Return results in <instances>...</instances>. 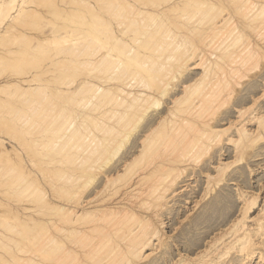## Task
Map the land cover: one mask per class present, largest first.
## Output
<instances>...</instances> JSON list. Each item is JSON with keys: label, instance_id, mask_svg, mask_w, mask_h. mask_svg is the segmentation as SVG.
<instances>
[{"label": "bare ground", "instance_id": "1", "mask_svg": "<svg viewBox=\"0 0 264 264\" xmlns=\"http://www.w3.org/2000/svg\"><path fill=\"white\" fill-rule=\"evenodd\" d=\"M9 0H0V19L2 18V15L7 13L5 12L6 10L4 9V6L6 5L5 3L8 2ZM14 1V0H13ZM22 2L24 0H21ZM44 1V0H43ZM45 1H48V0H45ZM63 1H66V0H63ZM78 1V7L80 10H85L84 7L86 8H89L91 5V10L89 9H86L88 11H92V13L96 12V9L92 8L94 5H98V8L101 7L102 9H104L103 11L105 12V14L101 15L100 14V17H97V15L99 16V14H96L95 16H92V17H89L87 18L83 13H85V11H83V13H78L76 14V21H72V23L70 24H64V25H61L60 24H57V26H55V29L56 27L60 28L63 33H69V37L71 39L72 37V44H70V39L67 41L69 44H70V47L69 48H65V49H62L61 50H58L57 49L59 48L60 49V46L62 45H65L64 43L62 44V41L59 42L60 44L57 45L58 47H53L57 52L56 54L53 53V55H56V57L54 58L53 61L57 60L56 63L58 61H60V65H61V62L64 61V59H67V56L70 55L69 58L67 60H71V63H73L71 65V63L69 64L68 61L64 62L63 64L66 65V63L68 64V66H73L74 69L72 67H70L69 69L74 70L76 76H80V75H84L85 77H81L80 79H78L76 83H74V81L72 79H69L71 80L72 82L69 81V83L65 82L63 86H50L48 84H44L43 82L44 81H47V82H51V77H49L51 80H49V78H37L35 77L33 74L32 77H20L18 74H16L17 76L16 77H10V76H5V77H1L0 78V94L2 93H5L4 95L7 97L10 98V100L13 99H20V104H18V106H21V105H24L23 108H18L17 106H15L13 108V106L11 105H8V106H11L9 107L11 110L6 109V111L3 109L4 112H1L0 110V128L1 126H7V130L9 129V131H19V132H23L24 130H27L29 131L30 129H32V126H36L37 124L36 123H39V119L40 121L42 122V120L44 121L46 118H47V113L49 111L50 113V110L49 107L47 110H44V114L43 115H40L42 113H39L40 111H37L38 108H46L47 104H50V100H47V98H49L48 94L50 92H53L52 94L55 96H60V98L62 96H66V94H76L78 92H80L82 90L83 93H78V95H82V96H78V98H75L74 96H72L73 98L70 99V95L67 96L68 97V100H70L69 102H71L72 104L70 105V109H69V115H68V119L65 123H66V126L65 127H62L63 125L60 124L62 127L61 130H68L67 134L69 136V138L72 136L73 138L76 136H73L74 133H75V130L73 131L72 129H77L76 130V133H78V136L82 137V134H84V137H85V134L87 133V136H86V139H82L80 141H82V144L84 145H87V155L85 156V153H82L84 156H81V152L80 154L76 153V159H73V163L71 166V170L73 171V175H68V173L65 174L68 175V177H71L72 179V176L75 177L73 179L74 182L77 181V179H81L84 175H87L85 176L86 177V180H85V184H87V180L88 181H91L93 179V176L94 174H91L90 172H92V170L97 167L96 163L98 162H101L103 161V157L101 154H112V156H115L119 153L120 151V147L122 146V144L124 143L125 139L128 138V136L130 135L129 134V131L131 130H135L136 126H138L139 123L142 124V130L144 131V129L146 130L145 134L142 136L141 140H140V154L138 156V158H134L132 159L131 161H135L140 163V167H139V170L135 171L137 173H134L136 174V180H134L132 183H131V187L134 185L137 186V183H140L142 182V180L146 179V178H149V179H154V186L153 188H151L150 186V189L151 190H156V192L154 193L153 191L149 190V193L151 195H154V198L152 199H155L156 203L157 204H160V201L162 202V198H163V192L166 191V189L168 188V186H171V184H173V182L175 181L176 178H179V176L182 174V172L184 171V164L185 163H188L189 162V158H185V156H187V153L191 154V156L198 154V156L195 155V160H196V157L197 158H200L201 155L203 154H206V153H209V151L212 149L213 146H216V145H220V135H222V133L224 134L225 132H227L229 130V126L232 125V124H235L234 122H230V124L226 125V127H221L222 129H218L217 128V125L222 122L223 120H227L228 117H230V113L231 111L229 112H223L222 114H219V113H216V111L218 110V108L220 106H222L220 104V100H223L224 99L222 98L221 99V95H222V92L224 91L223 89L226 90V88H223L225 86H229L234 84V85H241L242 83V80H244L245 78L248 79L250 77H241V75L243 74L242 72H239L238 75H240V77H236V71H238L239 69L237 68L239 64V66L243 67L245 66L246 64V68H247V64L250 62V63H254L255 62V66H251L252 68L256 67L257 63L256 61L258 60V57H260V59H264V0H148V4H147V1L146 0H117V5L116 4H112L115 0H76ZM131 1L135 2L136 4L138 3L139 4V8L136 7V5H134ZM150 1V2H149ZM152 1V2H151ZM12 2V1H11ZM10 2V3H11ZM69 2V1H68ZM75 2V1H74ZM72 2L71 0V4L74 3ZM116 2V1H115ZM114 2V3H115ZM13 3V2H12ZM46 3V2H45ZM70 3V2H69ZM76 3V2H75ZM95 3V4H94ZM31 4V3H30ZM8 5V4H7ZM39 5V4H38ZM113 5V6H112ZM115 5V7H114ZM126 5V6H125ZM129 5V6H128ZM10 6V4L8 5V7ZM122 6L124 8H122ZM134 7L135 10L137 9V12H136V16L134 18V21L132 20L131 23H133V26L136 25V28L137 27H143V33H141L140 31V34L137 38H134V37H129V39H126L125 38H122L121 36L124 35L125 33V30L124 29H118L117 31H115V29L113 28L114 26L112 25V18H116V17H122L120 16L124 9L126 7ZM121 7V9H120ZM5 8L7 9V7L5 6ZM11 8V7H10ZM20 8H22L20 6ZM118 8V9H117ZM9 9V8H8ZM18 9V8H17ZM93 9V10H92ZM133 9V8H132ZM131 9V10H132ZM23 10V9H22ZM28 10V9H27ZM75 10V9H74ZM100 10V9H99ZM130 10V9H129ZM193 10V11H192ZM20 11V10H19ZM76 11V12H77ZM134 11V10H133ZM195 11V12H194ZM5 12V13H4ZM18 12V11H17ZM27 12V11H26ZM74 12V13H76ZM103 12V13H104ZM126 12V11H125ZM128 12V11H127ZM131 12V11H130ZM184 12V16L186 17L187 15L190 16V14H192L190 17H184L183 14H179V13H183ZM187 12H190L187 13ZM195 13V16L199 17L198 21L196 22V19L197 17L195 18V16H193ZM67 13V12H66ZM99 13V12H97ZM117 16H116V14ZM129 13V12H128ZM186 13V14H185ZM18 14V13H17ZM26 14V13H25ZM51 14V13H50ZM78 14H81L82 17H80ZM8 15V14H7ZM11 15V14H10ZM24 15V13H23ZM87 15V14H86ZM115 15V16H114ZM182 15V16H181ZM198 15H202V16H198ZM5 16V15H4ZM20 16V14H19ZM18 16V17H19ZM88 16V15H87ZM179 16V17H178ZM11 17V16H9ZM17 17V18H18ZM21 17V16H20ZM95 17H97L98 19H94ZM118 17V18H119ZM126 17V16H125ZM180 18L181 19L184 17V21H181V20H175L176 18ZM6 18V17H4ZM21 18H24L21 17ZM81 18V19H80ZM83 18V20H82ZM124 18V17H123ZM177 18V19H178ZM188 18V19H187ZM195 18V19H194ZM202 18V19H200ZM78 19H80L78 21ZM117 19V18H116ZM133 19V18H132ZM187 19V20H186ZM191 19V21H190ZM194 19V20H193ZM4 19H2L1 22H3ZM17 20V19H16ZM82 20V21H81ZM114 20V19H113ZM201 20V21H200ZM115 21V20H114ZM194 21V23H193ZM13 23V22H12ZM116 23V27H120L122 25V23L120 22V20H116L115 21ZM193 23V25H192ZM17 24H19V22H17ZM48 24V23H47ZM171 24V26H174V25H178L180 26L181 28L183 29H186L185 32H180V31H175V30H171L169 27V25ZM173 24V25H172ZM23 25V24H22ZM21 25V26H22ZM50 25V24H49ZM55 25V24H54ZM59 25V26H58ZM127 25V24H126ZM129 25V24H128ZM132 25V24H131ZM51 26V25H50ZM177 26V27H178ZM163 27L167 28V29H170L166 32V30L164 31ZM176 27V28H177ZM11 27L7 25H2V27L0 26V43H3L5 44V47L7 45V43H9V41L7 40V37L6 35H8V33H10ZM71 29L70 31H68L69 29ZM73 28H75L73 30ZM125 28V26H124ZM162 28L163 31L162 32H166V34L164 35L161 31H159V29ZM175 28V29H176ZM180 28V29H181ZM68 29L67 31H64ZM104 29H107V34L108 36L104 37V34H103V31ZM126 29V28H125ZM145 29V30H144ZM178 29V28H177ZM49 30V29H48ZM60 30V31H61ZM127 30V29H126ZM137 30V29H136ZM179 30V29H178ZM228 33H226V35H228L230 32V34H232L233 36L228 37L224 36L222 37L218 42H216L217 44L213 47L212 45V49L209 50V52L205 50H203L202 48H198L196 45H195V41L194 39L190 38V33L193 35L197 34L198 35H195L197 36L198 38L201 36L205 38V35H208L209 38L211 35H218L220 34L222 31H226ZM37 31V30H36ZM50 31V30H49ZM57 30H51L48 34H46V36L44 37H40L41 39L45 40L46 41V38H48V43L47 41H43L44 44L46 43L48 46L46 48H49L50 47V50L52 51L51 49V46H52V43L56 44L58 43V41H60V37H57V35H55ZM132 31V30H131ZM130 31V32H131ZM161 32V34L163 35H159V32ZM195 31V34L193 33ZM47 32V31H46ZM136 32V31H135ZM197 32V33H196ZM234 32V33H233ZM59 34H62L61 32H58ZM119 33L118 36H116V34ZM124 33V34H122ZM155 33H157L159 36H155ZM225 33V32H224ZM103 34V36H102ZM133 34V33H132ZM200 34V35H199ZM26 35V34H25ZM66 36V34H64ZM121 35V36H120ZM27 36V35H26ZM30 36V35H29ZM194 36V38H195ZM207 36V38H208ZM213 36V37H214ZM222 36V35H221ZM22 37V36H21ZM88 37V38H86ZM196 37L195 40H198ZM212 37V38H213ZM84 38L85 41H84ZM110 38H115V43L112 42L110 46H107L106 44L108 42H110ZM211 38V39H212ZM24 39V38H23ZM28 39V38H27ZM32 39V38H30ZM28 39V40H30ZM38 39V38H37ZM192 39V40H191ZM200 39V38H199ZM214 39V38H213ZM19 40V39H18ZM215 40H217L215 38ZM23 41V40H22ZM32 41V40H30ZM42 41L39 43L37 42L36 45L40 44V47L41 49H46L44 48V45H42ZM74 41V42H73ZM194 41V42H193ZM25 42V41H24ZM203 42V40H202ZM14 43V42H13ZM67 43V44H68ZM2 44V45H3ZM22 44V43H21ZM20 44V45H21ZM27 45V43H25ZM54 44V45H55ZM68 44V46H69ZM24 45V43H23ZM25 45V46H26ZM29 45V44H28ZM209 45V44H208ZM242 45L244 46L243 48V51L242 50ZM107 46V47H106ZM210 46V45H209ZM208 46V47H209ZM5 47H1V49H4ZM36 47V46H34ZM33 47V48H34ZM39 45L36 47V50L40 51V49H38ZM206 47V46H205ZM241 47V49H240ZM197 48V49H196ZM53 49V51H54ZM240 49V50H239ZM104 50V51H102ZM7 51V50H6ZM14 51V50H12ZM25 51V50H24ZM18 52V51H17ZM22 52V51H21ZM41 52V51H40ZM43 52V51H42ZM50 52V51H49ZM102 52V53H101ZM197 55H200L199 57L196 55V57L199 58V64L202 68V74L203 75H200V76H203V77H199L198 75V78H194L195 80H193V82H191V84H185V86H183V88L181 89L182 93L180 96H177L175 97L174 95V98L172 97V100H170L171 104H169L170 106L169 107H165L164 110H159L157 111L156 114H151L150 111L153 109V108H158L160 103H161V99L166 95L167 93V90H169V85L176 79L180 78V77H176L178 75H182L181 73H183V71L181 70L183 68V65L186 64L187 61H189L192 57V56H195V53ZM7 53V52H6ZM27 53V52H26ZM51 53V52H50ZM21 54V53H20ZM19 54V55H20ZM9 55V54H8ZM17 55V54H16ZM22 55V54H21ZM82 55H86L83 59L80 58ZM234 55V60L235 61V64L233 65V61L229 62L227 61L229 64H231V68L229 65L226 64V61L225 59H227L229 57H231L232 59V56ZM25 57H27L26 55H24ZM47 56V57H46ZM45 58H51L52 54L49 55L48 57V52L46 54ZM10 57V56H9ZM21 57V56H20ZM83 57V56H82ZM237 57V58H236ZM195 58V57H194ZM219 58L220 62H222L223 60V63L222 64H226L227 65V70L228 71H221V75L220 77H209L208 73H211V70L210 68L208 67V64H210V62H212V60H214L212 63L215 64H219L217 62L216 59ZM49 59V60H50ZM107 59H109V61L112 59L113 61H111L109 64L108 67H106L105 69H103V67L101 69L98 70V67H100V64L102 63H106L107 64ZM230 59V60H231ZM254 59H256V61H254ZM15 60V58H14ZM18 60V59H17ZM23 60V59H22ZM36 60V59H35ZM41 60V59H39ZM216 60V61H215ZM254 61V62H251ZM30 61V60H29ZM34 61V60H33ZM44 61V60H43ZM82 61V62H81ZM239 61V62H238ZM246 61V62H245ZM242 62V63H240ZM259 62V61H258ZM12 63V61H11ZM38 63V62H37ZM52 63H55V62H52ZM50 62V64H52ZM57 63V64H59ZM77 63V65H76ZM81 63V64H80ZM13 64V63H12ZM11 64V65H12ZM22 64L21 63V66L22 67ZM28 64V63H27ZM36 64V63H35ZM34 64V66H35ZM55 64V65H57ZM61 65L60 68H61V71H63L65 68H68L67 66L65 67V65ZM7 65V64H6ZM5 65V66H6ZM10 65V66H11ZM17 65V64H16ZM29 65V64H28ZM49 65V64H48ZM54 64H52L53 66ZM79 65V67L77 68V66ZM197 65H198V62H197ZM203 65V66H202ZM9 66V65H8ZM32 66V65H31ZM47 66V65H46ZM64 66V67H62ZM105 66V64H104ZM167 66V68H166ZM169 66H171V70L169 69ZM199 66V65H198ZM249 66V65H248ZM16 66H12V68H14ZM33 67V66H32ZM30 67V68H32ZM220 67V66H219ZM28 68V67H27ZM57 68V67H56ZM64 68V69H62ZM165 68V69H164ZM187 68V67H186ZM200 68V69H201ZM222 68V67H221ZM229 68V69H228ZM19 69V68H18ZM76 69V70H75ZM171 71H169V70ZM238 69V70H237ZM249 69H251L249 67ZM248 69V70H249ZM27 70V69H26ZM164 71V76L160 75V72L162 73ZM219 70V69H217ZM241 70V69H240ZM239 70V71H240ZM246 70V69H245ZM244 70V71H245ZM3 71V70H2ZM5 71V70H4ZM11 71V70H10ZM17 71V69L15 70ZM13 71V72H15ZM59 71V70H58ZM247 71V70H246ZM12 72V71H11ZM20 72V70H19ZM22 72V70H21ZM25 72V70H24ZM53 72V70H52ZM65 72V71H64ZM169 72V73H168ZM217 72V71H216ZM16 73V72H15ZM18 73V71H17ZM23 73V72H22ZM43 73H47V70L43 71ZM42 73V74H43ZM49 73V72H48ZM170 74L169 76L170 77H166L168 76L167 75ZM213 73V72H212ZM232 73V74H231ZM235 73V75H234ZM242 73V74H241ZM3 74V73H2ZM28 74V72H27ZM26 74V75H27ZM188 74V73H187ZM216 74V73H215ZM15 75V74H14ZM21 75V74H20ZM25 75V74H24ZM186 75V73H185ZM213 75V74H212ZM237 75V76H238ZM208 76V77H206ZM215 76V75H214ZM217 76V75H216ZM244 76V74L242 75ZM56 78V77H55ZM59 80V83L58 81L55 79L53 80L52 82L53 83H58V84H63L62 82V78L64 79L63 75L61 77H57ZM190 77L188 75V77L184 76L182 77V80L181 82H186V80H188ZM261 79L264 80V77H259ZM191 79V78H190ZM49 80V81H48ZM254 80V79H253ZM252 80V81H253ZM38 81H41L42 84H39ZM62 81V82H60ZM262 81V80H261ZM67 83V84H66ZM262 83L264 84V82L262 81ZM257 84V81L255 83V85ZM172 85V84H171ZM251 85H254V83H252ZM248 86V85H247ZM245 88V92L243 94H241L240 96H237L236 99H234V104H241V103H244L246 101H248L249 99L251 100V104H249L250 106L247 107V106H244V107H247L243 110V108H237L235 109V112L237 113V123L235 125L236 126V132H237V139H231L229 138V141L227 142L226 140V144H229V145H233L234 148L232 150V152L236 151V153H238L239 155L241 154H244L248 149H250L255 143H257L258 140H261V141H264V110H263V106L264 104L263 103H260L261 101L260 100H263L264 96L262 94H260V98H256L254 96H252L253 93V90L250 89L251 86ZM264 87V86H263ZM262 87V88H263ZM252 88H256V87H252ZM233 89V88H232ZM230 90L229 91V88H228V91L229 93L227 92V94L229 95H232V93L235 92V90ZM243 89V88H241ZM84 90V91H83ZM257 90V89H256ZM262 90L264 91V89H261V92ZM179 91V90H178ZM258 91V90H257ZM260 92V93H261ZM59 93V94H58ZM61 93H64V94H61ZM66 93V94H65ZM226 94V95H227ZM62 95V96H61ZM173 95V94H172ZM227 95V96H228ZM261 95L263 97H261ZM221 96V97H220ZM257 96V95H256ZM253 97V98H252ZM226 98V97H225ZM40 99V100H39ZM67 99V98H66ZM220 99V100H219ZM0 100L4 101L5 99L1 98L0 97ZM42 101V103L40 102H37V101ZM45 100V102H44ZM228 100V99H227ZM7 100H5L6 102ZM48 101V102H46ZM218 101H220L218 103ZM19 102V101H18ZM50 102V103H49ZM3 103V102H2ZM14 103V102H13ZM17 103V102H16ZM15 103V104H16ZM65 103V102H64ZM10 104V103H9ZM163 104V103H162ZM219 104V105H218ZM224 104V103H223ZM3 105V104H1ZM0 105V106H1ZM218 105V107L216 106ZM6 106V105H5ZM48 106H51V105H48ZM240 106V105H239ZM17 107V108H16ZM22 107V106H21ZM1 108V107H0ZM61 108V107H60ZM54 109V108H53ZM63 109V108H62ZM61 109V110H62ZM8 110V111H7ZM39 110V109H38ZM64 111V110H63ZM38 112L39 113V119L36 118L35 120H33V116L34 114H37L36 116H38ZM234 112V111H233ZM58 113V112H57ZM51 114V113H50ZM55 114V113H54ZM59 116L61 114V111H59ZM57 115V114H56ZM54 116V115H53ZM58 116V117H59ZM62 116V115H61ZM236 116V115H235ZM51 118V117H50ZM48 118V120L50 119ZM54 118V117H53ZM56 118V117H55ZM64 118V116H63ZM235 118V119H236ZM58 119V118H57ZM56 119V120H57ZM62 119V118H61ZM55 120V122H56ZM233 120V119H232ZM63 121V120H62ZM235 121V120H234ZM40 122V123H41ZM45 122V121H44ZM236 122V121H235ZM46 123H48L46 121ZM45 123V125H46ZM54 123V122H53ZM52 123V124H53ZM59 123V122H58ZM57 123V124H58ZM61 123V122H60ZM55 124V123H54ZM222 124V123H221ZM226 124V123H225ZM81 125H85V128L88 129V131L86 133H84V131H82L81 129L83 127H81ZM224 125V124H223ZM253 125V128L251 127ZM50 126V125H49ZM57 126V125H56ZM46 127V126H44ZM74 127V128H72ZM68 128V129H67ZM72 128V129H71ZM2 129V128H1ZM40 129V128H39ZM46 129V128H45ZM54 129H55V126H54ZM71 129V130H69ZM98 130V129H101L103 132H99V133H104V135H100L99 136L94 132L95 130ZM233 129V128H232ZM30 130V131H31ZM43 130V128L41 129ZM39 130V131H41ZM51 130V129H50ZM53 130V129H52ZM51 130V131H52ZM59 130V129H58ZM60 130V131H61ZM96 130V131H97ZM5 131V132H6ZM8 131V132H9ZM70 131V132H69ZM81 131H82V134H81ZM1 132V131H0ZM3 132V131H2ZM2 132L0 134H2ZM18 132V133H19ZM32 132V131H31ZM45 132H48L45 131ZM56 132V131H55ZM63 132V131H61ZM71 132H74L73 134ZM4 133V132H3ZM25 133V132H24ZM50 133V131H49ZM48 133V134H49ZM54 133V132H53ZM131 133V132H130ZM7 134V132H6ZM14 134V133H13ZM17 134V133H15ZM26 134V133H25ZM37 134V133H36ZM65 131L63 133H58V135H56V137L58 139L61 140V137L64 136L66 137L67 134L65 135ZM5 135V134H4ZM21 135V134H20ZM31 135V133H30ZM43 135V134H42ZM234 135V134H233ZM8 136H11L8 134ZM19 136V135H18ZM13 136L12 138H20L19 140H21L24 136L23 134L21 136ZM35 136V135H34ZM40 136V135H39ZM54 136V135H52ZM67 136V137H68ZM77 136V137H78ZM232 136V134H231ZM235 136V135H234ZM48 137V136H47ZM72 137L71 139L69 140H72ZM75 137V138H77ZM83 137V138H84ZM87 137H88V140H89V137H92V141H88L87 140ZM102 137V138H101ZM11 138V137H9ZM43 138V137H42ZM49 138V137H48ZM17 139V140H18ZM26 138L24 137L23 140H25ZM36 139V138H33L31 139L32 141ZM40 139V138H39ZM102 139H106V142L103 144V142L101 141ZM5 138L3 136L0 135V144L4 141ZM18 140V141H19ZM38 140V138H37ZM36 140V141H37ZM45 140V139H44ZM50 140V139H49ZM57 140V139H56ZM75 140V139H74ZM78 140V139H77ZM22 141V140H21ZM73 141V140H72ZM85 141V142H84ZM88 141V143H87ZM43 142V141H42ZM71 142V141H70ZM84 142V143H83ZM115 142V143H113ZM233 142V144H232ZM37 143V142H36ZM56 143V141L54 142ZM69 143V142H68ZM73 143V146H74V142ZM81 143V142H80ZM162 143L164 144H168L170 143V147L173 149V150H180V151H184V155L180 154L179 152L177 153H168V154H164V152H162L161 149V152L163 154H160L161 155H157V149L158 147L156 146L157 149H155L154 153L156 154V156H152L150 155L151 151L149 152L150 154L148 155V146L151 147V145H154V144H159L161 145ZM28 144V143H27ZM115 144V145H114ZM259 144H260V141H259ZM258 144V145H259ZM40 145V144H39ZM42 145V144H41ZM50 145V144H49ZM52 145V144H51ZM71 145V143H70ZM76 145V144H75ZM81 145V144H80ZM83 145V146H84ZM158 145V146H159ZM5 146V145H4ZM24 146V145H23ZM44 146V145H43ZM55 146V145H54ZM63 146V145H61ZM72 146V147H73ZM79 146V145H78ZM222 144L219 146L221 148ZM261 146V145H260ZM7 147V146H6ZM29 147V146H28ZM60 147V146H59ZM69 147V146H68ZM71 147V146H70ZM71 147V148H72ZM82 147V146H81ZM154 147V146H152ZM151 147V148H152ZM52 148V147H51ZM57 148V147H55ZM162 148V147H160ZM214 148V147H213ZM218 148V146H217ZM225 148V147H224ZM259 148V147H258ZM38 149V148H37ZM40 149V147H39ZM42 149V148H41ZM49 149V148H48ZM46 149V150H48ZM66 149V148H65ZM70 149V148H69ZM150 149V148H149ZM163 149V148H162ZM165 149V147H164ZM166 149H168L166 147ZM170 149V148H169ZM223 149V148H222ZM253 149V148H252ZM75 150V149H74ZM255 150V149H254ZM257 150V149H256ZM2 151V150H1ZM45 151V150H44ZM53 151V150H52ZM59 151V149L57 150ZM63 151H65L63 149ZM82 151V150H81ZM85 151V150H84ZM165 151V150H164ZM218 151V150H217ZM224 151V150H223ZM228 151V150H227ZM231 151V150H229ZM34 152V151H33ZM50 152V151H49ZM86 152V151H85ZM138 152V153H139ZM194 152V153H193ZM1 153V152H0ZM4 153V152H3ZM25 153V152H24ZM44 153V152H43ZM66 153V152H65ZM74 153V152H73ZM153 153V154H154ZM226 153V152H225ZM235 155H238L236 154ZM2 154V153H1ZM0 154V155H1ZM159 154V153H158ZM224 154V153H223ZM7 155V154H6ZM58 155V154H57ZM66 155V154H65ZM102 157L101 161H100V157ZM138 155V154H137ZM218 155V154H217ZM240 155V156H241ZM19 156V155H18ZM69 156V155H68ZM67 156V157H68ZM73 157H75V155L73 154L72 155ZM104 156V155H103ZM251 156V155H250ZM29 157V155H28ZM43 157V156H42ZM236 157V156H235ZM242 157V156H241ZM7 158V157H6ZM22 158V157H21ZM19 158V160L21 159ZM31 158V157H30ZM46 158V157H45ZM48 158V157H47ZM237 158H240L239 156ZM243 158V157H242ZM43 159V158H42ZM58 159V158H57ZM61 159V158H60ZM65 159V158H64ZM68 159V158H67ZM106 159V156L104 157V160ZM220 159V158H219ZM9 160V159H8ZM22 160V159H21ZM41 160V159H40ZM39 160V161H40ZM46 160V159H45ZM45 160H43L45 162ZM213 160V159H212ZM12 161V160H10ZM130 161V164L131 163ZM188 161V162H187ZM197 161V160H196ZM9 162V161H7ZM30 162H32V160H30ZM47 162V161H46ZM51 162V161H50ZM55 162V161H54ZM69 162V161H68ZM128 161H126L125 163H127ZM192 162V161H191ZM195 162V161H194ZM227 163V161H224ZM2 163V162H1ZM5 163V162H4ZM40 163V162H39ZM57 163V162H56ZM65 163V162H64ZM129 163V162H128ZM134 163V162H133ZM136 163V164H138ZM197 163V162H196ZM209 163V162H208ZM223 161H219L217 163V165L213 166L214 169H215V173L216 175L214 176H219L220 178H222V174L225 173L224 170L226 168L229 167V165H231V163L228 162V167L224 166V165H227L224 163V165L222 164ZM11 165V163H9ZM14 164V162H13ZM12 166H15V164ZM30 164V163H29ZM32 164V163H31ZM30 164V165H31ZM48 164V163H47ZM70 164V162H69ZM134 164V165H136ZM5 166V164H3ZM33 165V164H32ZM104 165V164H103ZM125 164H123L124 166ZM209 165V164H208ZM1 166V165H0ZM11 166V167H12ZM105 166V165H104ZM123 166L121 167L122 170H125L127 172L126 169L123 168ZM127 165H125L124 167H126ZM132 166V165H131ZM130 166V167H131ZM10 167V168H11ZM98 167H101L99 166V163H98ZM138 167V166H136ZM18 168V167H17ZM16 167H14V170L16 169ZM114 168V167H113ZM127 168V167H126ZM185 168H187V166H185ZM203 168V166L201 167ZM6 169V168H5ZM13 169V168H12ZM11 169V170H12ZM18 169H22V167L18 168ZM59 169V168H58ZM57 169V170H58ZM96 169V168H95ZM99 169V168H98ZM96 169V170H98ZM104 169V168H103ZM128 169H130L128 167ZM133 169V167H132ZM213 169V170H214ZM10 170V171H11ZM23 170V169H22ZM55 170V169H54ZM56 170V171H57ZM134 170V169H133ZM132 170V171H133ZM9 171V172H10ZM13 171V170H12ZM21 171V170H20ZM27 171V170H26ZM104 171V170H102ZM109 171V170H108ZM107 171V172H108ZM117 171V170H116ZM209 171V170H208ZM240 171V170H239ZM8 172V173H9ZM16 172V171H15ZM58 172V171H57ZM106 172V173H107ZM123 172V171H122ZM130 172H131V169H130ZM7 172L5 171V174ZM14 173V172H13ZM12 173V174H13ZM26 174L29 173V172H25ZM59 173V172H58ZM61 173V172H60ZM59 173V174H60ZM116 173V172H115ZM207 173V172H206ZM241 173V172H240ZM11 174V173H10ZM8 174V175H10ZM16 174V173H15ZM19 174V172H18ZM50 174V173H49ZM64 174V177L66 176ZM112 174V172H111ZM128 173H126L127 175ZM130 174V173H129ZM244 174V173H243ZM242 174V176H243ZM2 175V174H1ZM21 175V174H20ZM25 176V174H23ZM42 175V174H41ZM55 175V174H54ZM115 176L117 174H114ZM119 175V174H118ZM211 174H206V178H207V181L205 180V191H208L207 188H209V185H210V181L212 180V178L214 176H210ZM224 175V174H223ZM12 176V175H11ZM22 176V175H21ZM20 176V177H21ZM26 176H29L28 174ZM36 176V175H35ZM52 176V175H51ZM101 176V175H100ZM100 176H98L100 178ZM110 176V175H109ZM129 176V175H128ZM131 176H133L131 174ZM241 176V178H242ZM1 177V176H0ZM6 177H9V176H6ZM49 177V176H47ZM59 177V176H58ZM63 177V175L61 176L60 174V178ZM120 177V176H119ZM118 177V178H119ZM218 177V178H219ZM237 177V176H236ZM17 178V177H16ZM25 178V177H24ZM36 178V177H35ZM99 178L98 181L100 180ZM239 178V177H238ZM11 179V177H10ZM9 179V180H10ZM27 179V178H25ZM34 179V178H33ZM59 179V178H58ZM56 179V180H58ZM66 179V177H65ZM70 179V178H68ZM105 179V178H104ZM117 180V178H115ZM128 179V178H127ZM148 179V180H149ZM5 180V179H4ZM20 180V179H19ZM23 182L22 184L23 185H20V187L24 186L26 183L30 185L33 183L32 181L33 180H25L22 179ZM35 180V179H34ZM37 180V179H36ZM43 180V179H42ZM62 180V179H61ZM60 180V182H61ZM64 180V179H63ZM62 180V181H63ZM82 180V179H81ZM114 180V179H113ZM115 180V181H116ZM125 180V179H124ZM123 180V181H124ZM129 180V179H128ZM177 180V179H176ZM225 180V179H224ZM223 180V181H224ZM238 180V179H236ZM3 181V180H1ZM13 181V180H12ZM18 181V180H17ZM49 181V180H48ZM66 181V188L68 187L67 186V180ZM64 181V183H65ZM72 181V180H71ZM97 181V182H98ZM111 181L110 180V177L106 179V184ZM152 181H150L152 183ZM213 181V180H212ZM4 182V185L6 184L5 181ZM9 182V181H8ZM21 182H19L18 184H20ZM35 182V181H34ZM38 182V181H37ZM59 182V181H58ZM73 182V181H72ZM78 182V181H77ZM75 182V184L77 183ZM100 182H102V180H100ZM128 181H126L127 183ZM146 182V180L144 181V183ZM149 182V181H148ZM149 182V183H150ZM217 183H219L218 181H215ZM241 182V181H240ZM243 182V181H242ZM1 183V182H0ZM10 183V182H9ZM16 183V182H15ZM47 183V182H46ZM69 184H71V182H68ZM84 183V181L82 182ZM93 183V182H92ZM111 183V182H110ZM116 183H118L116 181ZM115 183V184H116ZM130 183V182H129ZM127 183V184H129ZM143 183V184H144ZM147 183V182H146ZM213 183V182H212ZM2 184V183H1ZM24 186V188H28V186ZM35 184V183H33ZM61 183H59L60 185ZM63 184V182H62ZM84 184V185H85ZM209 184V185H208ZM215 184V183H214ZM221 184V183H220ZM2 185V186H4ZM9 185V184H7ZM30 185H29V188H30ZM47 185V184H46ZM104 185V184H103ZM112 186V184H110ZM125 185V183H124ZM124 185H121L122 187ZM139 185V184H138ZM142 185V184H141ZM145 185V184H144ZM149 185V184H148ZM151 185V184H150ZM208 185V186H207ZM224 185V184H223ZM14 186H17V183L14 184ZM32 186V185H31ZM38 186V185H37ZM48 186V185H47ZM75 186V185H74ZM73 186V187H74ZM108 186V185H106ZM110 186V188H111ZM115 186V185H113ZM140 186V185H139ZM138 186V187H139ZM146 186V185H145ZM207 186V188H206ZM263 186V184L261 185ZM33 189L31 190H36V184L32 186ZM64 187V185H63ZM71 185H69L68 188H70ZM116 187V186H115ZM121 187V188H122ZM135 187V186H133ZM142 187V186H141ZM141 187L140 190H137L138 191H141ZM1 188V187H0ZM38 188V187H37ZM58 188H62L61 187H58ZM56 188V186L54 185L52 187V190H56L58 189ZM78 188V187H77ZM76 188V189H77ZM104 188L106 190V187L104 185ZM118 188V187H116ZM185 188V187H184ZM240 188V187H239ZM264 188V187H263ZM13 189V188H12ZM16 189V188H15ZM23 189V187H22ZM63 189V188H62ZM61 189V190H62ZM113 189V188H111ZM119 189V188H118ZM135 189V190H136ZM207 189V190H206ZM262 189V187H261ZM21 190V189H20ZM24 190V189H23ZM41 190V188H40ZM60 190V191H61ZM104 191L103 187L101 188V193ZM115 190V188H114ZM169 190V188H168ZM211 190V189H210ZM13 191V190H12ZM22 191V190H21ZM21 191H19L21 193ZM33 191L31 193H33ZM59 191V192H60ZM99 191V190H98ZM117 191V189H116ZM115 191V192H116ZM119 191V190H118ZM134 190L132 189V192ZM137 191V192H138ZM242 191V190H241ZM247 192V190H245ZM244 191V194H246ZM249 191V190H248ZM3 192V190H2ZM5 192V190H4ZM25 191H23L24 193ZM35 192V191H34ZM37 192H38V189H37ZM125 192V191H124ZM126 192H127V189H126ZM151 192H153L154 194H152ZM168 192V191H167ZM239 192V191H238ZM252 192V191H251ZM40 193V191L38 192ZM37 193V194H38ZM52 193V192H51ZM61 193V192H60ZM65 193L64 191L62 192V194ZM80 193V192H79ZM108 193H111L108 192ZM113 193V192H112ZM111 193V194H112ZM145 193V192H144ZM147 192V194H149ZM165 193V192H164ZM172 193V192H171ZM178 193V192H177ZM258 193V192H257ZM6 194V193H5ZM8 194V193H7ZM24 194H27V193H24ZM54 194V193H53ZM67 195L66 196H69L70 194L66 193ZM72 194V193H71ZM89 194V193H88ZM99 194V192H96V194L94 195H97ZM99 194V195H100ZM115 193H113L111 196L113 197ZM123 194V193H122ZM128 196H131L129 195V193H127ZM131 194V193H130ZM169 194V193H168ZM174 194V193H172ZM180 194V193H179ZM248 194V193H247ZM253 194V193H252ZM251 194V196H252ZM256 194V193H255ZM8 195H11L10 193ZM15 195V194H14ZM12 195V196H14ZM30 195V194H29ZM41 195V194H40ZM45 196L43 197H40L41 199L40 200H44L46 198V193L44 194ZM65 195V194H64ZM63 195V196H64ZM78 195V194H77ZM76 195V196H77ZM84 195V194H83ZM90 195V194H89ZM88 195V196H89ZM93 195V196H94ZM176 195V194H175ZM238 197L240 196L242 198V193L237 194ZM5 196V195H4ZM18 196V195H17ZM39 196V195H38ZM56 196V195H55ZM62 196V195H61ZM71 196V195H70ZM81 196V195H80ZM87 196V194H86ZM101 196V195H100ZM110 196V195H109ZM122 196V195H121ZM120 196V197H121ZM133 196V195H132ZM135 196V195H134ZM143 196V195H142ZM150 196V195H149ZM171 196V195H170ZM250 196V198H251ZM10 197V196H9ZM16 197V195H15ZM13 198V199H17V198ZM25 197V196H24ZM35 197V196H34ZM57 197V196H56ZM73 197V196H72ZM95 197V196H94ZM93 197V199H94ZM98 197V196H97ZM96 197V198H97ZM106 197V196H105ZM104 197V198H105ZM108 197V196H107ZM146 197V196H145ZM153 197V196H152ZM176 197V196H175ZM178 197V196H177ZM193 197V196H191ZM200 197V196H199ZM253 197V196H252ZM19 198V197H18ZM26 198V197H25ZM37 198V196L35 197V199ZM58 198V197H57ZM68 198V197H67ZM75 198V197H74ZM73 198V200H74ZM81 198V197H80ZM79 197L76 198L73 202L76 204V205H79L81 203V208L79 210H75V209H71V207L66 204V203H62V204H57V203H54L53 204L51 203V208L52 210H48L49 212H51V216L52 214L53 215H57L60 217V220H58L57 222H62L63 225L59 226L58 227V232L62 233L63 236L65 237H68V235L70 234H75L77 235L76 233H79V232H82L84 230V228H86V226H88L87 224H89L90 226L92 225V222L93 225L91 226L92 228H97L98 227H94V224H96V221L97 220H101L102 221V218L105 219L106 217H110L113 219H116L115 217H117L119 214H121V212H124L122 217L124 218H127L129 219V216H124V215H128L127 213V210L130 211V213L133 214V212L130 210V208H128L127 210L123 211V209H125L122 205V202L120 201L121 198L118 200L117 203H114L112 206H109V208L106 206H103L105 208H102L101 207H97V206H94V205H90V204H94L93 203V200H92V197L91 199H82V201H78V199H80ZM103 198V200H105ZM223 198V197H222ZM221 198V199H222ZM240 198V200H242ZM254 198H255V195H254ZM12 199V198H11ZM19 199H22V198H19ZM59 199V198H58ZM65 199V198H64ZM102 199V197L100 198ZM99 199V200H100ZM108 199V198H107ZM110 199V198H109ZM135 199V198H134ZM214 199V198H213ZM220 199V200H221ZM224 199V198H223ZM222 199V200H223ZM244 199V197H243ZM257 198L255 199H252V200H255L256 201ZM25 200V199H24ZM33 200V199H32ZM48 200V199H46ZM69 200L71 199H66L65 202L69 203ZM167 200V199H166ZM189 200V199H188ZM198 200V198L196 199V201ZM212 200V199H211ZM218 199V201H220ZM252 200L249 201L252 202ZM31 201V200H30ZM39 200H37L38 202ZM59 201V200H58ZM64 201H60V202H64ZM101 201V200H100ZM99 201V202H100ZM107 200H105L106 202ZM134 201V200H133ZM132 201V202H133ZM137 201V200H136ZM199 201V200H198ZM224 201V200H223ZM222 201V203H223ZM244 203L243 205H247L248 202H246V200L244 199L243 200ZM16 202V201H15ZM26 202V201H25ZM98 202V201H97ZM98 202V203H99ZM127 202V201H126ZM140 202V201H139ZM165 203V198H164V201ZM167 202V201H166ZM169 202V201H168ZM188 202V201H186ZM259 202V201H258ZM31 204H33V202H30ZM40 203V202H39ZM46 203V202H45ZM101 203V202H100ZM128 203V202H127ZM130 203V201H129ZM128 203V204H129ZM135 203V202H134ZM150 203V202H149ZM217 203V202H216ZM221 203V204H222ZM242 203V202H241ZM2 204V203H1ZM36 204V202H35ZM42 204V203H41ZM138 204V203H137ZM136 204V205H137ZM142 204V203H141ZM156 204V205H157ZM166 204V203H165ZM188 204V203H187ZM205 204V203H204ZM254 203L252 202V204L250 203L248 206V208H250L249 206L253 205ZM261 204V203H260ZM130 205V204H129ZM139 205V204H138ZM161 205V204H160ZM196 205V204H194ZM213 205V203H212ZM219 204H217L216 206H218ZM243 205H240L242 207H244ZM5 206V205H4ZM8 206V205H7ZM43 206V205H42ZM132 206V205H131ZM142 206V205H141ZM159 206V205H158ZM192 206V205H191ZM222 205H220L221 207ZM225 206H227L225 204ZM6 207V206H5ZM133 207V206H132ZM241 207V209H243ZM259 207V206H258ZM30 208V207H29ZM48 208V207H47ZM136 208V207H135ZM144 208V207H143ZM142 208V209H143ZM162 208V207H161ZM188 208V207H187ZM194 208V206L192 207V209ZM246 208V206H245ZM24 209V208H22ZM26 209H28V207H26ZM25 209V210H26ZM31 209V208H30ZM50 209V208H49ZM110 209V210H108ZM139 209V207H138ZM191 209V210H192ZM216 209V207H215ZM240 209V210H241ZM251 209V208H250ZM217 210V209H216ZM248 210V209H247ZM247 210H246V213H247ZM10 211V209H9ZM23 211V210H22ZM159 211V210H158ZM170 211V210H169ZM173 211V210H172ZM215 210H213L214 212ZM45 211H42L40 213H44ZM48 212V214H42V216L44 215H49L50 213ZM9 213V212H8ZM46 213V212H45ZM155 213V212H154ZM161 213V211H160ZM212 213V211H211ZM216 213V212H215ZM243 213V210L241 212V214ZM4 214V213H3ZM130 214V217H132L133 215ZM206 214V213H205ZM210 214V213H208ZM257 214V216L253 219V216L251 218V224H248L247 222H245V220L243 219V214L241 216H238V218H234V220H230V223L225 226V228H221L222 230L220 232H218L217 235L211 237L209 240H207V242L205 243V241L203 243L204 246L203 248H201L199 251H197L192 257H190V261H187L185 259H183V257L179 256V258H175V261L174 263L171 262L172 264H218L217 262V259L219 260L220 257H223L225 259V257L223 255H226L227 256V253L229 255V252L232 251L233 253L236 252L237 256H238V263L239 264H252L251 261L254 263V264H264V197H263V201H262V204L259 208V211L257 213H255V215ZM28 215V214H26ZM26 215H21V216H26ZM132 215V216H131ZM137 215V214H136ZM143 215V214H142ZM200 215V214H199ZM217 215V214H216ZM4 216V215H3ZM6 216V214H5ZM20 216V217H21ZM41 216V214H40ZM49 216V217H51ZM56 216V217H57ZM135 216V214H134ZM160 216V215H159ZM202 216H206V215H202ZM201 216L202 219H205ZM211 216V215H210ZM209 216V217H210ZM215 216V215H214ZM218 216V215H217ZM245 216V214H244ZM58 217V218H59ZM105 217V218H104ZM138 217V216H137ZM142 217V216H141ZM137 218L138 219V223H136V225L132 228V227H126V228H129L128 229H125V225L121 224L120 222H122V220L120 222H118L117 220L119 219H116V222H118L119 225L117 224V227H119L120 229L123 228L127 231V234L125 235L126 238H128L127 240L128 243L126 244L125 246V249L123 250H118L117 252L113 251L111 253H115L114 255L116 256L118 260V264L119 263V260L121 262V260H124L125 263L129 264L130 261H132V259H142L143 256H147L150 252L148 251V253L144 252L146 249H149L150 247L154 248V250L151 252L153 253L159 246V243L162 242L161 241V227H160V230H159V227L158 226H153V224L149 223L147 224V221L148 220V217H147V220H146V223H145V219H144V222H142V218ZM185 217V216H184ZM216 217V216H215ZM240 217V218H239ZM248 217V215H247ZM248 217V218H249ZM2 218V217H0ZM9 218V217H8ZM55 218V216H54ZM107 218V219H108ZM119 218V217H118ZM121 218V216H120ZM124 218L123 221H124ZM157 218V217H156ZM160 218V217H159ZM217 218V217H216ZM6 218H4V221H5ZM16 219V217L14 218ZM27 219V217H26ZM50 220H52V217L49 218ZM56 219V218H55ZM106 219V220H107ZM210 219V218H209ZM105 220V221H106ZM127 220V219H126ZM125 220V221H126ZM130 220V219H129ZM136 220V218H135ZM163 220V219H162ZM206 220V219H205ZM10 221V220H9ZM12 221V220H11ZM14 221V220H13ZM21 221V220H19ZM28 221V220H27ZM36 221V220H35ZM56 221V220H55ZM104 221V220H103ZM108 221V220H107ZM128 221V220H127ZM126 221V223H127ZM137 221V220H136ZM216 221V220H215ZM15 222V221H14ZM18 222V221H16ZM16 222L13 224L15 225ZM24 222V221H23ZM23 222H20L21 225L19 224V226H16L14 229L13 228H10V231L14 232V231H18L20 230L19 227L21 228V232H25V229L27 225V223H23ZM50 222V221H49ZM110 223H113L110 219L109 221ZM109 222H105V223H108ZM162 222V221H160ZM0 223H3L0 222ZM7 223V221L5 222ZM3 223V225L5 224ZM38 223V222H37ZM97 223H99L97 221ZM102 223V222H100ZM104 223V222H103ZM104 223V224H105ZM142 223V224H141ZM163 223V222H162ZM160 223V224H162ZM245 223H247L248 225H246ZM10 224V223H9ZM9 224H5L6 225H9ZM34 224L36 225V222H34ZM34 224L32 226H34ZM52 224V223H51ZM61 224V223H60ZM68 226H66V225ZM103 224V225H104ZM115 224V223H114ZM128 224V223H127ZM147 224L146 226H143ZM2 225V227H3ZM31 225V224H30ZM42 227L45 225L46 226V223L43 222V224H40ZM40 225H38L40 227ZM98 225V224H97ZM124 227H123V226ZM129 225V224H128ZM132 226L134 224H131ZM10 226V225H9ZM29 226V225H28ZM57 226V225H55ZM107 226V224H106ZM109 226V225H108ZM111 226V224H110ZM109 226V227H110ZM116 226V225H115ZM127 226V225H126ZM159 226H162V225H159ZM215 226V225H214ZM7 227V226H6ZM14 227V226H13ZM54 227V226H53ZM115 229L117 231V229L114 227V225H112L109 229V231L113 230L112 229ZM1 228V227H0ZM5 228V227H4ZM3 228V229H4ZM47 228V227H46ZM92 228L90 229L88 227L89 230H92ZM100 228V227H99ZM102 228V227H101ZM105 228V225L103 227L102 230H104ZM213 228V227H212ZM8 229V228H7ZM24 231H23V230ZM31 229V228H29ZM36 229V228H35ZM40 229V228H39ZM94 229V230H95ZM106 229H108L107 227L105 228V231ZM118 230L117 231V235L118 233H120L119 231L121 230ZM122 229V230H123ZM48 230V229H47ZM57 230V229H56ZM220 230V228H219ZM4 231V230H3ZM5 231H6V228H5ZM9 231V229H8ZM43 231V229L41 230ZM50 231V230H49ZM101 231V230H100ZM104 231V232H105ZM108 231V230H107ZM110 231V232H111ZM13 232L11 234V236L13 235ZM28 232V231H27ZM46 232V231H44ZM84 232V231H83ZM86 232V230H85ZM88 232V231H87ZM123 232V231H122ZM164 232V231H163ZM16 233V232H15ZM14 233V234H15ZM39 233V232H37ZM51 233V232H50ZM57 233V232H56ZM112 233V232H111ZM114 233H116L114 231ZM124 233V232H123ZM216 233V232H215ZM1 234V233H0ZM20 234V233H19ZM44 234V233H43ZM59 234V233H58ZM84 233H80V235ZM87 234V233H86ZM107 234V233H106ZM211 234V233H210ZM9 235V234H7ZM25 236V234H23ZM46 235V234H45ZM60 235V234H59ZM74 235V236H75ZM80 235L78 236L79 239H83L84 237L80 238ZM113 237H114V234H112ZM120 235V234H119ZM122 235V233H121ZM120 235V237H121ZM207 235V234H206ZM3 236V235H2ZM1 236V237H2ZM6 236V235H5ZM11 236H8V237H11ZM21 236V235H20ZM56 236V235H55ZM74 236H71L72 239ZM86 236V235H85ZM96 236V235H95ZM98 236V235H97ZM101 236V235H100ZM109 236V235H108ZM124 236V235H123ZM122 236V237H123ZM194 236V235H193ZM202 236V235H201ZM39 237V236H38ZM49 237L53 240V237L54 236H50ZM64 237V238H65ZM90 237H91V234H90ZM102 237V236H101ZM106 237V236H105ZM119 237V236H117ZM124 237V238H125ZM199 237V236H198ZM204 237V232H203V236ZM206 237V236H205ZM12 238V237H11ZM10 238V239H11ZM27 238V237H26ZM32 239V236L30 237ZM28 237V239H30ZM59 238V237H58ZM63 238V237H62ZM92 238V237H91ZM90 238V239H91ZM99 238V237H98ZM103 238V237H102ZM116 238V237H114ZM123 238V241L124 240ZM184 238V237H183ZM194 238V237H193ZM192 238V239H193ZM197 238V236H196ZM27 239V240H28ZM31 239L28 241H26V243H29L31 242ZM34 239V238H33ZM37 239V238H36ZM55 239V238H54ZM69 240L71 238H68ZM86 241H87V238H85ZM94 237H93V241H94ZM105 239V238H104ZM103 239V240H104ZM107 239V237H106ZM109 239V238H108ZM112 239V238H111ZM164 240L166 238H163ZM186 239V238H185ZM197 239H200V238H197ZM9 240V239H8ZM15 240V239H14ZM24 240V239H23ZM26 240V239H25ZM43 240V239H42ZM47 240V239H45ZM49 242L50 243V239L48 238ZM61 240V239H60ZM74 240V239H73ZM89 240V239H88ZM110 240V239H109ZM184 240V239H183ZM1 241V240H0ZM21 241V240H20ZM68 241V240H67ZM84 241V239L82 240ZM92 241V239H91ZM97 241V240H96ZM99 241V239H98ZM117 241H119L117 239ZM122 241V239H121ZM120 241V242H121ZM193 241V240H192ZM201 240H199V242L197 241V243H201L200 242ZM11 242V241H9ZM41 242V241H40ZM53 242V241H52ZM60 242V241H59ZM59 242H57L56 244H58ZM85 242V241H84ZM111 242V241H110ZM5 243V242H4ZM18 243V242H17ZM25 244V241L23 242ZM70 243V242H68ZM74 243V242H73ZM73 243H70V244H73ZM77 243V242H76ZM75 243V244H76ZM79 243V241H78ZM77 243V244H78ZM88 243V242H87ZM91 243V242H90ZM89 243V244H90ZM97 243L101 244L99 246H101L103 249L104 245H107L109 242L108 240L105 242H96V245ZM113 244H115L114 241H112ZM185 243V242H183ZM196 243V242H193V244ZM14 244V243H13ZM16 244V243H15ZM19 244V243H18ZM32 244V243H31ZM61 245H64V243H61ZM82 244V242H81ZM85 243H83L84 245ZM89 244L87 246H89ZM93 244V243H92ZM111 244V243H110ZM112 244V245H113ZM118 244V243H117ZM161 244V243H160ZM168 244V243H167ZM173 244V243H172ZM182 244V243H181ZM192 244V245H193ZM6 245V244H5ZM4 245V246H5ZM22 245V244H20ZM28 245V244H26ZM39 245V244H38ZM54 245V243H53ZM80 245V244H79ZM116 245V244H115ZM119 245V244H118ZM165 245V244H164ZM178 245V244H176ZM183 245V244H182ZM182 245H180L182 247ZM196 245V244H195ZM1 246V245H0ZM4 246L2 247L1 246V249L4 248ZM8 246V245H7ZM16 246V245H14ZM29 246V245H28ZM40 246V245H39ZM56 246V245H54ZM59 246V245H58ZM57 246V247H58ZM65 246V245H64ZM63 246V247H64ZM74 246V245H73ZM76 246V245H75ZM81 246V245H80ZM86 246V245H85ZM86 246V247H87ZM92 246V245H91ZM89 246V247H91ZM93 246H95L93 244ZM108 246V245H107ZM111 246V245H110ZM174 246V245H173ZM172 246V247H173ZM198 246V244H197ZM17 247H20L17 245ZM23 247V246H22ZM22 247L21 248H18L17 250H20L22 251ZM36 247V245H35ZM45 247V245H44ZM55 247V248H57ZM77 247V246H76ZM96 247V246H95ZM115 249H117L115 246H113ZM120 247V246H119ZM170 247V246H169ZM187 247V245H186ZM199 247V246H198ZM14 248V247H13ZM24 248L28 249L26 246H24ZM43 248V247H42ZM61 251L65 250V252L68 250L65 248H61V246L59 247ZM106 248V247H105ZM104 248V251L106 250ZM112 248V247H111ZM113 248V249H114ZM190 248V247H189ZM7 249V248H5ZM10 249V248H9ZM34 249V248H33ZM76 249V248H75ZM84 249V248H83ZM92 249V253L93 251L96 252V251H101V249L99 250H96L95 248H90ZM121 249V248H120ZM183 249V248H182ZM196 249V248H195ZM25 250V249H24ZM40 250V249H39ZM70 250V249H69ZM88 250V249H87ZM108 250V249H107ZM181 250V249H180ZM188 250V249H187ZM186 250V252H187ZM234 250V251H233ZM1 251V250H0ZM5 250L3 249V252ZM11 251V250H10ZM15 251H16V248H15ZM43 251V250H41ZM50 251V249H49ZM83 251V250H82ZM85 251V250H84ZM90 251V250H89ZM88 251V254H90ZM103 251V250H102ZM121 251V252H120ZM147 251V250H146ZM185 251V250H184ZM6 252H9L6 251ZM5 252V253H6ZM12 252V251H11ZM9 252V253H11ZM19 252V251H17ZM25 252V251H24ZM34 253V251L32 250L31 253ZM63 251V253H65ZM109 252V250H108ZM120 252V253H118ZM146 253V254H141V253ZM172 252V251H171ZM170 252V253H171ZM21 253V252H20ZM28 253V252H27ZM47 253V252H45ZM55 253V252H54ZM57 253V252H56ZM61 253V252H60ZM71 254V252H69ZM68 253V254H69ZM73 253V251H72ZM85 253V252H84ZM87 253V252H86ZM91 253V254H92ZM98 253V252H96ZM100 253V252H99ZM98 253V254H99ZM109 253V256L107 254L108 257L104 256L102 253L100 255L104 256V259L103 257L100 259V261H106V258L108 259L110 256L111 258H113L112 254ZM169 253V254H170ZM181 253V252H180ZM36 254H39V253H35L34 255ZM67 254V253H66ZM69 254V255H70ZM74 254V253H73ZM94 254V253H93ZM97 254V255H98ZM111 254V255H110ZM172 254H174V252H172ZM171 254V255H172ZM186 256V253H184ZM234 254V255H236ZM7 255V254H6ZM48 255V253L46 254ZM57 255V254H56ZM55 255V256H56ZM72 255V254H71ZM76 255V254H75ZM87 255V254H86ZM99 255V256H100ZM188 255V254H187ZM232 255V254H231ZM54 256V258H55ZM58 256V255H57ZM63 256V254L61 255ZM85 256V255H84ZM91 256V255H90ZM98 256V257H99ZM121 256V257H120ZM189 256V255H188ZM1 257V255H0ZM9 257H11L9 255ZM18 257V256H17ZM40 258V255L38 256ZM60 257V256H58ZM68 257V255L66 256ZM73 257V256H72ZM87 257V256H86ZM85 257V258H86ZM94 257V255H93ZM97 257V256H96ZM101 257V256H100ZM144 257V258H145ZM148 257V256H147ZM159 257V256H158ZM187 257V256H186ZM2 258V257H1ZM0 258V259H1ZM21 258V257H20ZM28 258V257H27ZM36 258V257H35ZM47 257H45L46 259ZM53 258V259H54ZM71 258V257H70ZM90 258V257H88ZM87 258V259H88ZM109 258L111 261L112 259ZM231 258V257H230ZM230 258L228 257V260H230ZM233 258V257H232ZM3 259H6L5 257ZM24 258H22L23 260ZM41 259L43 260V257L41 255ZM49 259V258H48ZM58 259V258H57ZM61 259V257L59 258ZM58 259V260H59ZM63 260L66 259L65 256L64 258H62ZM69 259V258H68ZM86 259V260H87ZM93 259V258H92ZM99 259V258H98ZM114 259V258H113ZM13 260V258H12ZM26 260V259H25ZM30 259H27V261H29ZM39 260V259H38ZM58 260H56V262H52V260L50 261H42V262H39L36 261L38 264H61V262L63 261H59V263L57 262ZM67 260V259H66ZM66 260L63 261V263L65 262L66 263ZM75 260V259H73ZM91 260V258H90ZM96 260V259H94ZM92 260V261H94ZM221 260V259H220ZM255 260V261H254ZM6 261V260H5ZM5 261L1 262V264H5ZM19 261V259H18ZM26 261V262H27ZM31 261V260H30ZM77 261V257H76V260ZM81 261V260H80ZM97 261V260H96ZM101 261V262H102ZM110 261V262H111ZM113 260V262H115ZM173 261V260H172ZM217 261V262H216ZM23 262V261H22ZM73 262V261H72ZM84 262V261H83ZM82 262V263H83ZM99 262V260H98ZM97 262V263H98ZM99 262V263H101ZM137 262V261H136ZM227 262V260H226ZM21 263V262H19ZM24 263V262H23ZM22 263V264H23ZM70 264L71 263V260L69 262H67V264ZM78 263V261H77ZM80 263V262H79ZM85 263V262H84ZM91 263V262H90ZM96 263V262H95ZM98 263V264H99ZM103 263V262H102ZM112 263V262H111ZM124 263V264H125ZM134 263H135V260H134ZM133 263V264H134ZM158 263V262H157ZM223 263V261H222ZM234 263V262H233ZM9 264V263H8ZM28 264V263H27ZM31 264V263H29ZM35 264V263H34ZM76 264V263H75ZM108 264V262L106 263ZM113 264V263H112ZM117 264V261L116 263ZM136 264V263H135ZM160 264V263H159ZM220 264V263H219ZM225 264V262H224ZM229 264V263H228ZM231 264V263H230ZM235 264H236V261H235Z\"/></svg>", "mask_w": 264, "mask_h": 264}, {"label": "rangeland", "instance_id": "2", "mask_svg": "<svg viewBox=\"0 0 264 264\" xmlns=\"http://www.w3.org/2000/svg\"><path fill=\"white\" fill-rule=\"evenodd\" d=\"M13 3H12V2ZM70 3H69V2ZM76 3H75V2ZM90 1V0H89ZM116 1V2H115ZM112 4H116L117 5V0H115ZM147 1V4H148V0H146ZM11 2V3H10ZM46 2V3H45ZM72 2H74V3H72L71 4V0H66V1H63V0H48V1H43V0H24L23 2L21 1V0H9L8 2H6L5 4V6L7 7V9L5 8V6H4V9L6 10L5 12H7V13H5V14H3L2 15V18L0 19V26L2 27V25H7L8 24V26H10L11 28V32L10 33H8V35H6V37H7V40L9 41V43H7V45H6V47H5V44H3V43H0V78L1 77H5V76H10V75H12V76H10V77H16L17 75L16 74H18L20 77H32L34 74V76L35 77H37V78H49V77H51V79H53V80H57L58 78L57 77H61L62 75H63V77H64V79L62 78V81H60V82H62L63 84H58L59 83V80H57L58 81V83H53L52 81L53 80H51L50 78H49V80H51V82H47V81H44L43 83L44 84H48V85H50V86H63L64 85V83L65 82H67V83H69V81L70 82H72L71 80H69V79H72L73 81H74V83H76V82H78L77 80L78 79H80L81 77H85L84 75H80V76H76V74H75V72H74V70H73V72H72V68L74 69V67L73 66H70V67H72L71 69H69L70 67L68 66V64L66 63V65L65 64H63L67 59H68V57L70 56V55H68L67 56V59H64V61L63 62H61V65L63 64V65H65V67L67 66L68 68H62V69H64L63 71H61V68H60V61H58L57 63H59V64H57L56 63V61L57 60H55V61H53L54 60V58L56 57V55H53V53H55L56 54V52L58 51V50H61V48L62 49H65V48H69L70 47V44H72V37H71V39H70V37H69V33L70 32H66V33H63V31L60 29V28H58V27H56V29H55V26H57V24H60V26L61 25H64V24H70V23H72V21H76L77 19H76V14L78 13V11H79V13L81 12V13H83V11H85V13H83L87 18H89V17H92V16H95L96 14H99V16L97 15V17H100V14L101 15H103V14H105V12L103 11L104 9H102L101 7H99V9H97L98 8V5H94L92 8H94V9H96V12H94V13H92V11H88V10H86V9H89V10H91V6L89 7V8H85L84 7V9L85 10H80L79 8H77L78 7V1H76V0H72ZM134 5H136V7H140L139 6V4L137 3H135V2H133V1H131ZM150 2V1H149ZM152 2V1H151ZM31 3V4H30ZM10 4V6L8 7V5ZM39 4V5H38ZM95 4V3H94ZM20 6L22 7V8H20ZM113 6V5H112ZM126 6V5H125ZM129 6V5H128ZM126 7L125 9H124V11H123V13L120 15V16H122V17H116V18H112L111 20H112V25L114 26L113 28L115 29V31H117L118 29H124L125 30V34L124 33H122V34H124V35H120L122 38H125L126 39V37H127V39H129V37L131 38V37H134V38H137L138 36H139V34H140V32L141 33H143V32H145V31H143V27L141 26V27H137L136 28V25L135 26H133V23H131L132 22V20L134 21V18H135V14H136V12H137V9L135 10V8L134 7ZM11 7V8H10ZM114 7H115V5H114ZM9 8V9H8ZM18 8V9H17ZM122 8H124L123 6H122ZM133 8V9H132ZM23 9V10H22ZM28 9V10H27ZM75 9V10H74ZM118 9V8H117ZM120 9H121V7H120ZM130 9V10H129ZM132 9V10H131ZM20 10V11H19ZM78 10V11H77ZM93 10V9H92ZM134 10V11H133ZM18 11V12H17ZM27 11V12H26ZM77 11V12H76ZM126 11V12H125ZM129 13H128V12ZM131 11V12H130ZM193 11V10H192ZM67 12V13H66ZM74 12H76V13H74ZM97 12H99V13H97ZM104 12V13H103ZM195 12V11H194ZM18 13V14H17ZM23 13H24V15H23ZM26 13V14H25ZM51 13V14H50ZM187 13H189L190 14V12H187ZM193 13V12H192ZM8 14V15H7ZM11 14V15H10ZM19 14H20V16L21 17H23L24 16V18H21L20 16H19ZM88 16H87V15ZM116 14V13H115ZM118 14V13H117ZM117 14H116V16H117ZM179 14H183V16H184V12L183 13H179ZM186 14V13H185ZM194 15L193 16H195V13H193ZM5 15V16H4ZM79 16L81 15V14H78ZM192 14H190V16H191ZM9 16H11V17H9ZM19 16V17H18ZM115 16V15H114ZM126 16V17H125ZM182 16V15H181ZM190 16H186V17H190ZM198 16H202V15H198ZM0 17H1V15H0ZM4 17H6V18H4ZM18 17V18H17ZM80 17H82V15L80 16ZM97 17H95L94 19H98ZM124 17V18H123ZM179 17V16H178ZM177 17V18H178ZM185 17V16H184ZM184 17L181 19V17L180 18H176L175 20L177 21V20H181V21H184L185 19H184ZM185 17V18H186ZM197 16H195V18H196ZM133 18V19H132ZM194 18V19H195ZM2 19H4L3 20V22H1L2 21ZM17 19V20H16ZM81 19V18H80ZM80 19H78V21L80 20ZM116 20H120V22L122 23V25L120 26V27H116V23H115V21ZM188 19V18H187ZM186 19V20H187ZM193 19V20H194ZM198 19H199V17H197V19H196V22L198 21ZM200 19H202V18H200ZM82 20H83V18H82ZM81 20V21H82ZM190 21H191V19H190ZM201 21V20H200ZM13 22V23H12ZM17 22H19V24H17ZM48 23V24H47ZM193 23H194V21H193ZM193 23H192V25H193ZM23 24V25H22ZM51 26H50V25ZM55 24V25H54ZM127 24V25H126ZM129 24V25H128ZM132 24V25H131ZM195 24V23H194ZM22 25V26H21ZM173 25V24H172ZM59 26V25H58ZM124 26H125V28L127 29H125L124 28ZM178 25H174V26H171V24L169 25V27L168 28H170L171 30L173 29V30H177V31H180V32H185L186 31V29H183V28H181L180 26H178ZM179 29H177V28ZM165 27H163V29H164ZM176 28V29H175ZM181 28V29H180ZM51 30H57L56 31V33H55V35H57V37H60V41H58V43H52V46H51V49H52V51L50 50V47L49 48H46L48 45H49V43L50 42H48L49 40H48V38H46V41H47V43H48V45L45 43L44 44V42L43 41H45V40H43V39H41L42 37H44V36H46V34H48ZM69 29V28H68ZM68 29H66V30H64V31H67ZM75 28H73V30H74ZM137 29V30H136ZM163 29L162 28H160L159 29V31H163ZM167 28H165L164 29V31L166 30ZM170 29H167L166 30V32L168 31V30H170ZM37 30V31H36ZM61 30V31H60ZM71 29H69L68 31H70ZM132 30V31H131ZM145 30V29H144ZM170 30V31H171ZM47 31V32H46ZM131 31V32H130ZM136 31V32H135ZM140 31V32H139ZM158 31V32H159ZM161 31V32H162ZM58 32H61V33H63V35L62 34H59ZM161 32H159V35L161 34ZM166 32H162L163 34L165 33L166 34ZM187 32V31H186ZM225 32V33H224ZM133 33V34H132ZM194 34H195V31L193 32ZM197 33V32H196ZM226 33H228L227 32V30L226 31H222L220 34H218V35H216V36H214V35H211L210 36V38H209V36L208 35H205V38H204V36L203 37H197V36H195V35H198V33L197 34H195V35H193L192 36V34L190 33V38H192V39H194V41H195V45L198 47V48H202L203 50H205L206 49V51L207 52H209V50H211L212 49V45H213V47L217 44L216 42H218L222 37H228V35H229V37H231V36H233L232 34H230V33H232V32H230L228 35H226ZM234 33V32H233ZM27 36H26V35ZM64 34H66V36L64 35ZM103 34H104V37H106V36H108V34H107V29H104V31H103ZM103 34H102V36H103ZM116 34V33H115ZM163 34H161V35H163ZM164 34V35H165ZM30 35V36H29ZM119 35V33L118 34H116V36H118ZM159 36L157 33H155V36ZM200 35V34H199ZM222 35V36H221ZM22 36V37H21ZM129 36V37H128ZM156 36V37H157ZM194 36H195V38H194ZM207 36H208V38H207ZM214 36V37H213ZM41 37V38H40ZM160 37V36H159ZM196 37H197V39L198 40H195L196 39ZM214 39H213V38ZM24 38V39H23ZM30 39V38H32V39H30V40H32V41H30V40H28V39ZM38 38V39H37ZM86 38H88V37H86ZM86 38H84V41H85V39ZM212 38V39H211ZM215 38L217 39V40H215ZM19 39V40H18ZM70 39V41H68ZM191 39V40H192ZM219 39V40H218ZM23 40V41H22ZM43 40V41H42ZM63 40V41H62ZM65 40H67L68 42H70V44L67 42V41H65ZM115 38H110V42H108L106 45L107 46H110L111 45V43L112 42H114L115 43ZM202 40H203V42H202ZM25 41V42H24ZM41 42L42 41V45H44V48H46V49H41V47H40V44H38L39 45V47H38V49H40V51H38V50H36V47L38 46V45H36L37 44V42ZM45 41V42H46ZM62 41V44L65 42H67L68 44H69V46H68V44L66 43H64L65 45H62V46H60V49L58 48H56V47H58L57 45H59L60 43L59 42H61ZM193 41V42H194ZM14 42V43H13ZM39 42V43H40ZM74 42V41H73ZM22 43V44H21ZM23 43H24V45H23ZM25 43H27V45L25 44ZM3 44V45H2ZM21 44V45H20ZM29 44V45H28ZM210 46H209V45ZM212 44V45H211ZM26 45V46H25ZM61 45V44H60ZM34 46H36V47H34ZM106 46V47H107ZM206 46V47H205ZM209 46V47H208ZM1 47L3 48V47H5L4 49H1ZM34 47V48H33ZM53 47H55L56 49H57V51L53 48ZM244 46L242 45V50L241 51H243V48ZM205 48V49H204ZM209 48H211V49H209ZM53 49H54V51H53ZM197 49V48H196ZM240 49H241V47H240ZM239 49V50H240ZM7 50V51H6ZM12 50H14V51H12ZM25 50V51H24ZM18 51V52H17ZM22 51V52H21ZM43 51V52H42ZM51 53H50V52ZM102 51H104V50H102ZM7 52V53H6ZM27 52V53H26ZM47 52H48V57H49V55H51L52 54V56H51V58L52 59H50V58H45V56H46V54H47ZM53 52V53H52ZM22 55H21V54ZM102 53V52H101ZM9 54V55H8ZM17 54V55H16ZM20 54V55H19ZM195 54V56H192V57H190L191 59L189 60V61H187L186 62V64L185 65H183V68L181 69L182 71H183V73H181L182 75H178V76H176V77H180V78H178V79H176V80H174L170 85H169V90H167V93H166V95L161 99V103H160V105H159V107L158 108H153L151 111H150V113L151 114H156L157 113V111H159V110H164L165 109V107H169L170 105L169 104H171V102H170V100H172V97L174 98V95H175V97H177V96H180L181 95V89L183 88V86H185V84H191V82H193V80H195L196 78H198V75H199V77H203V76H200V75H203L202 73V68H201V66H200V64H199V56L200 55H197L196 54V52L194 53ZM24 55H26L27 57H25ZM196 55L198 56V57H196ZM10 56V57H9ZM21 56V57H20ZM55 56V57H54ZM83 56V57H82ZM80 58H84L86 55H82ZM47 57V56H46ZM195 57V58H194ZM14 58H15V60H14ZM69 58H71V57H69ZM234 55L232 56V59H231V57H230V59H229V57L227 58V59H225L226 61H224V62H226V64L227 65H229L230 66V68H231V64H229L227 61H233L234 59ZM237 58V57H236ZM18 59V60H17ZM23 59V60H22ZM36 59V60H35ZM39 59H41V60H39ZM50 59V60H49ZM85 59V58H84ZM83 59V60H84ZM216 59V58H215ZM30 60V61H29ZM34 60V61H33ZM44 60V61H43ZM217 60V62L219 63V64H215V62H214V64L212 63L214 60H212V62H210V64H208V67L210 68V70H211V73H208V75H209V77H220V75H221V71L223 72L224 70L225 71H228L229 72V70H227V65L226 64H222L223 63V60H222V62H220L221 60L219 59V58H217L216 59ZM215 60V61H216ZM218 60H220V61H218ZM11 61H12V63H11ZM68 61V63L70 64L71 63V60H67ZM66 61V62H67ZM111 61H113L112 59L109 61V59H107V64L106 63H102V64H100V67H98V70L99 69H101L102 67H103V69H105L106 67H108L111 63ZM254 61H256V59H254ZM254 61H252L251 60V62H254ZM259 61V62H258ZM38 62V63H37ZM50 62L52 63V62H55V63H52V64H54L53 66H52V64H50ZM82 62V61H81ZM197 62H198V65H197ZM239 62V61H238ZM246 62V61H245ZM21 63H23L22 64V67H20L21 66ZM29 65H28V64ZM36 63V64H35ZM110 63V64H109ZM240 63H242V62H240ZM256 63H257V65H256V67H254V68H252L253 66H255V62L254 63H248L247 64V68H246V64H245V66H239V64H237L238 65V69L240 70H238V71H236V77H240V75H238V73L239 72H242L243 74H244V76H242L241 75V77H250V78H248V79H244V80H242V83H241V85H234V84H232V85H230L229 84V86L227 87V86H225V87H223V88H226V90L225 89H223L224 91L222 92V97H221V99L223 98L224 99V101L223 100H220V101H218V103L220 102V104L222 105V106H220L219 108H218V110L216 111V113H219V114H222L223 112H229V111H231V113H230V117H228V119L227 120H223L222 122H220L218 125H217V128L219 129H222L223 127H226L227 128V124L229 125L230 124V122H234L235 124L237 123V113L235 112V109H236V107L237 108H243V110L245 109V108H247V107H249L250 105L249 104H251V100L249 99L248 101H246V102H244V103H241V104H234V99H236V97L237 96H240L241 94H243L246 90H245V88H246V86L248 85H250L251 86V88L250 89H254L253 90V93L254 94H252V96H254V97H256V98H258L259 96H260V94H262L263 96H264V91L262 90V92H261V89H264V84L262 83V81L264 82V80L263 79H261V78H259V77H264V59H260V57H258V60L256 61ZM7 64V65H6ZM12 64V65H11ZM17 64V65H16ZM34 64H35V66H34ZM49 64V65H48ZM55 64H57V65H55ZM73 63H71V65H72ZM81 64V63H80ZM104 64H105V66H104ZM233 65L235 64V61H233V63H232ZM6 65V66H5ZM9 65V66H8ZM11 65V66H10ZM33 67H32V66ZM47 65V66H46ZM76 65H77V63H76ZM236 65V64H235ZM249 65V66H248ZM252 67H251V66ZM12 66H16V67H14V68H12ZM203 66V65H202ZM220 66V67H219ZM28 67V68H27ZM30 67H32V68H30ZM57 67V68H56ZM62 67H64V66H62ZM79 67V65L77 66V68ZM187 67V68H186ZM222 67V68H221ZM249 67L251 68V69H249ZM19 68V69H18ZM166 68H167V66H166ZM171 68V66H169V69ZM201 68V69H200ZM17 69V71H18V73H17V71H15ZM27 69V70H26ZM165 69V68H164ZM168 69V70H169ZM217 69H219V70H217ZM229 69V68H228ZM247 71H246V70ZM249 69V70H248ZM3 70V71H2ZM5 70V71H4ZM12 72H11V71ZM19 70H20V72H19ZM21 70H22V72H21ZM24 70H25V72H24ZM46 71L47 70V73H43V71ZM52 70H53V72H52ZM59 70V71H58ZM76 70V69H75ZM171 70V69H170ZM169 70V71H170ZM245 70V71H244ZM13 71H15V72H13ZM65 71V72H64ZM163 71V70H162ZM165 71V70H164ZM164 71L161 73L160 72V75H162L163 73H164ZM217 71V72H216ZM224 71V72H225ZM27 72H28V74H27ZM49 72V73H48ZM171 72V71H170ZM213 72V73H212ZM223 72V73H224ZM3 73V74H2ZM43 73V74H42ZM169 73V72H168ZM167 73V75L168 76H166V77H170L171 75V73L170 74H168ZM185 73H186V75H185ZM188 73V74H187ZM216 73V74H215ZM15 74V75H14ZM21 74V75H20ZM25 74V75H24ZM27 74V75H26ZM33 74V75H32ZM165 74V73H164ZM164 74L162 75V76H164ZM213 74V75H212ZM232 74V73H231ZM170 75V76H169ZM188 75H189V77L191 78H189L188 80H186V82L184 83V82H181V80H182V77H188ZM215 75V76H214ZM217 75V76H216ZM234 75H235V73H234ZM238 75V76H237ZM33 76V77H34ZM56 77V78H55ZM165 77V76H164ZM206 77H208V76H206ZM195 78V79H194ZM254 79V80H253ZM48 80V81H49ZM253 80V81H252ZM262 80V81H261ZM256 81H257V84L255 85V83H256ZM38 83L39 84H42V82L41 81H38ZM66 83V84H67ZM252 83H254V85H251ZM247 86V87H248ZM249 86V87H250ZM252 87H256V88H252ZM263 87V88H262ZM228 88H229V91L233 88L234 90H235V92L234 93H232V95H230V97H229V95L227 94V92L229 93V91H228ZM241 88H243V89H241ZM232 89V90H233ZM258 91H257V90ZM179 90V91H178ZM84 91V90H83ZM227 91V92H226ZM261 92V93H260ZM53 92H50L49 94H48V96H49V98H47V100H50V104H47V106H46V108H38L37 109V111H40L39 113H42L44 110H47L48 109V107H49V109H51L50 110V113H49V111L48 112H46L47 113V118L43 121L42 120V122L40 121V119L38 118L39 117V113L38 112H36V113H38V116H36L37 114H34V116H33V120H35L36 118H38L39 119V123H36L37 125L35 126H32V129H33V127H34V129L33 130H29V131H27V130H24L23 132H19V131H13V133H12V131H9V129H8V131H6L7 129V126H1V128H0V131L2 132V134H0L1 136H3L4 138H5V140L4 141H2L3 142V144L1 143L0 144V152L2 153H0L1 155H0V182L2 183H0V217H2V218H0V222H2L3 221V223H5L6 221H7V223H5V224H9V225H6L5 226V224L3 225V223H0V245L3 247L5 244V246H4V248H2L1 249V246H0V255H1V259H0V264H1V262L3 261H5V264H22L23 262V264H29V263H31V264H38L39 262H42V261H45V260H47V261H50V260H52V262H56V260H58L60 257H61V259H59L57 262L59 263V261L61 260H63L62 258H64V256H65V258L67 259H64L63 261H65L66 260V263L64 262L63 263V261L61 262V264H67V262H69L70 260H71V263L70 264H98L99 262H101L100 261V259L103 257V259H104V256H106V257H108L109 256V253H111L112 252V250L113 251H115V252H117L118 250H122V252H123V250L125 249V246H126V244L128 243V241L129 240H127L128 238H126L125 237V235L127 234V231L125 230V229H128L129 230V228H126V227H134L135 225H136V223H138V219L141 217L142 219V222H144V219H145V223H146V220H147V217H148V220L149 221H147V224H148V222L149 223H151V224H153V226H158L159 227V230H160V227H161V229L162 230H160L161 231V241L162 242H160L159 243V246H158V248L153 252V253H151L153 250H154V248H152V247H150L149 249H146L144 252H146V253H148V251L150 252L148 255L146 254V253H141V254H146L147 256L145 257V256H143L142 257V259L140 258V259H132V261H130L129 262V264H133L134 263V260H135V263L136 264H172L171 262H173L174 263V261H175V258L177 257V258H179V256H181V257H183V259H185L186 260V262L187 261H190V257H192L197 251H199L201 248H203V246H204V244L207 242V240H209L211 237H213V236H215V235H217L218 234V232H220L222 229L221 228H225V226H227L229 223H230V220L232 221V220H234V218H238V216H241L242 214V216H243V219L245 220V222H249L248 224H251V218H252V216H253V219L257 216V214L255 215V213H257L258 211H259V208H260V206H261V204H262V201H263V197H264V141H261V140H258L257 141V143H255L250 149H248L244 154H238V153H236V151H235V153L236 154H238V155H235V153H234V151L232 152V150H233V148H234V146L233 145H229V144H226V140H227V142L229 141V138H231V139H237L238 137V135H237V132H236V126L237 125H235V124H232V125H230L229 126V130L227 131V132H225L224 134L222 133V135H220V145L222 144V146H221V148L219 147L220 145L218 144V145H216V146H213L212 147V149L209 151V153H206V154H203V155H201V157L200 158H197L196 157V160H195V155L196 156H198V154H199V152L197 153V154H195L194 156L192 155L191 156V154L189 153H187V156H185V158H189V162L188 163H185L184 164V171L182 172V174L179 176V178H176L175 179V181L173 182V184H171L172 185V187L171 186H168V188H169V190H168V188L166 189V191H164L163 192V198H162V200L164 201V198H165V203L162 201H160V204H157L156 203V201H155V199H152V198H154V195H151L150 193H149V190H151L150 189V186H151V188H153V184H154V179H149V178H146V179H144V180H142V182H140V183H137V186L136 185H134L133 184V186H135V187H133L132 186V188H130L131 186V183L134 181V180H136V179H138V178H136V174H134V173H137V172H135L137 169L139 170V165H140V163H138V162H136V163H138V164H136L135 163V161H131L132 159H136V158H138V156H139V154H140V149H141V145H140V140H141V138H142V136L146 133L145 131L147 130H145L144 129V131L142 130V124L141 123H139L138 124V126H136V128H135V130L133 129V130H131V131H129V136H128V138H126L125 139V141H124V143L122 144V146L120 147V151H119V153L117 154V155H115V156H112V154H101L102 155V157H103V161H101V159H102V157H100V155H99V157H100V161L101 162H98L99 163V166H101V167H98V163H96L97 165V167H95L96 169H98V170H96L95 168L92 170V172H90L91 174H94V175H92L93 176V179L91 180V181H88L87 180V184H85L86 182H85V180H86V177L85 176H87V175H84L80 180L79 179H77V181H75V182H77L76 184H75V182H74V180L75 179H73V178H75V177H73L72 176V179H71V177H68V175H73V171L71 170V166L70 165H72V163H73V159H76L77 157V155H76V153L78 154H80V152H81V156H84L82 153H85V156L87 155L86 153H87V150H86V148H87V145H84V144H82V141H80L81 140V138L82 139H86V136H87V131H88V129L87 128H85V125H81V127H83L81 130L82 131H84V133H86L85 134V137H84V134H82V131H81V134H82V137L80 136H78V133H76V130L77 129H72V128H74V127H72L71 129L74 131L75 130V133L74 132H71L72 134L74 133V135L73 136H75V134H76V136L75 137H77V138H73L72 136V140H69V139H71V137L69 138V136H68V134H70V133H68L67 134V132H68V130H64V128H63V130H61V128L62 127H65L66 126V121H67V119L69 118L68 117V113L70 112L69 111V109H70V105L72 104L71 102H69L70 100H68V97L67 96H69L70 95V99H72L73 97L72 96H74L75 98H78V96L80 95H78V93H83L82 92V90L80 91V92H78L77 94H76V96H75V94L73 95H71V94H66V96L64 97V96H62L61 98H60V96L58 95V96H55L54 97V95L52 94ZM5 93H2V94H0V97L1 98H3V99H5V100H7L6 102H5V100L4 101H2V100H0V105L1 104H3V105H1L0 107V110H1V112H4L3 111V109L6 111V109H8L9 107H11V106H13V108L15 107V106H17L18 108H23L24 107V105H21V106H18V104H20L21 102H20V99H14V101H13V99L12 100H10V98L9 97H7L6 98V94L4 95ZM59 94V93H58ZM61 94H64V93H61ZM173 94V95H172ZM228 96H227V95ZM257 95V96H256ZM259 95V96H258ZM261 95V97H263ZM80 96H82V95H80ZM226 97V98H225ZM67 98V99H66ZM253 98V97H252ZM260 98V97H259ZM228 99V100H227ZM40 100V99H39ZM37 101V102H40V101ZM19 101V102H18ZM43 101V100H42ZM42 101L40 102V103H42ZM261 102L260 103H263L264 104V98H263V100H260ZM3 102V103H2ZM14 102V103H13ZM17 102V103H16ZM44 102H45V100H44ZM46 102H48V101H46ZM65 102V103H64ZM10 103V104H9ZM16 103V104H15ZM163 103V104H162ZM224 103V104H223ZM11 105V106H8V105ZM6 105V106H5ZM48 105H51V106H48ZM219 105V104H218ZM218 105H216L217 107H218ZM248 105V106H247ZM244 106H247V107H244ZM16 107V108H17ZM61 107V108H60ZM54 108V109H53ZM63 108V109H62ZM263 108V110H264V106L262 107ZM42 109H44V110H42ZM62 109V110H61ZM9 110H11L10 108H9ZM64 110V111H63ZM8 111V110H7ZM42 111V112H41ZM59 111H61V114H60V116H59ZM234 111V112H233ZM58 112V113H57ZM55 113V114H54ZM44 114V112L42 113V114H40V115H43ZM57 114V115H56ZM54 115V116H53ZM62 115V116H61ZM236 115V116H235ZM59 116V117H58ZM63 116H64V118H63ZM51 117V118H50ZM54 117V118H53ZM56 117V118H55ZM48 118H50L49 120H48ZM58 118V119H57ZM62 118V119H61ZM65 118H67V119H65ZM236 118V119H235ZM57 119V120H56ZM233 119V120H232ZM55 120H56V122H55ZM63 120V121H62ZM64 120H66V121H64ZM236 122H235V121ZM46 121L48 122V123H46ZM41 122V123H40ZM55 124H54V123ZM59 122V123H58ZM61 122V123H60ZM66 122V123H65ZM45 123H46V125H45ZM53 123V124H52ZM58 123V124H57ZM222 123V124H221ZM226 123V124H225ZM60 124H62L63 126L62 127H60L61 125ZM224 124V125H223ZM50 125V126H49ZM57 125V126H56ZM44 126H46V127H44ZM54 126H55V129H54ZM222 127V128H221ZM252 128H253V125L251 126ZM40 128V129H39ZM43 128V130H41ZM46 128V129H45ZM233 128V129H232ZM52 131H51V130ZM59 129V130H58ZM68 129V128H67ZM71 129H69V130H71ZM39 130H41V131H39ZM48 130V132H45V131H47ZM65 131V133L67 134V136L65 137L64 136V138H63V136L61 137V140L60 139H58L57 137H56V135H58V133H63V132H61V131ZM71 130V131H72ZM97 130V129H96ZM94 131L98 136H99V134L101 135L102 133H99V132H103L101 129H98L97 131ZM7 132V134H6V132ZM49 131H50V133H49ZM56 131V132H55ZM0 132V133H1ZM19 132V133H18ZM26 134H25V133ZM54 132V133H53ZM70 132V131H69ZM131 132V133H130ZM15 133H17V134H15ZM30 133H31V135H30ZM37 133V134H36ZM49 133V134H48ZM105 133V132H104ZM104 133L102 134V135H104ZM5 134V135H4ZM8 134L9 135H11V136H8ZM23 134V136L26 138L25 140H23V138L21 139V140H19L18 138V140L16 139V138H12L13 136L15 137V136H21V135ZM43 134V135H42ZM65 134V135H66ZM231 134H232V136H231ZM235 136H234V135ZM35 135V136H34ZM40 135V136H39ZM52 135H54V136H52ZM18 136V137H19ZM49 138H48V137ZM9 137H11V138H9ZM43 137V138H42ZM84 137V138H83ZM229 137V138H228ZM33 138H36V139H34L33 141L31 140V139H33ZM37 138H38V140H37ZM40 138V139H39ZM69 138V139H68ZM102 138V137H101ZM45 139V140H44ZM50 139V140H49ZM57 139V140H56ZM75 139V140H74ZM78 139V140H77ZM91 139V140H90ZM92 137H89V140L90 141H92ZM37 140V141H36ZM87 140H88V137H87ZM88 140V141H89ZM43 141V142H42ZM56 141V143H54ZM71 141V142H70ZM88 141H87V143H88ZM102 142H103V144L106 142V139H102L101 140ZM259 141H260V144H259ZM37 142V143H36ZM69 142V143H68ZM72 142H74V146H73V143ZM81 142V143H80ZM85 142V141H84ZM83 142V143H84ZM28 143V144H27ZM70 143H71V145H70ZM113 143H115V142H113ZM40 144V145H39ZM42 144V145H41ZM50 144V145H49ZM52 144V145H51ZM76 144V145H75ZM81 144V145H80ZM232 144H233V142H232ZM259 144V145H258ZM5 145V146H4ZM24 145V146H23ZM44 145V146H43ZM55 145V146H54ZM61 145H63V146H61ZM79 145V146H78ZM84 145V146H83ZM105 145V144H104ZM115 145V144H114ZM159 144H154V145H151V147L152 146H154V147H150V146H148V155L150 154V155H154V156H156V152L154 153V151H155V149H157L156 148V146L158 147V149L156 150L158 153H157V155H161V154H163L162 152H164V154H168V153H177V152H179L181 155L183 154L184 155V151H180V150H173L171 147H170V143H169V145L168 144H164V143H162L161 145H159ZM261 145V146H260ZM7 146V147H6ZM29 146V147H28ZM60 146V147H59ZM69 146V147H68ZM72 148H71V147ZM82 146V147H81ZM217 146H218V148H217ZM39 147H40V149H39ZM52 147V148H51ZM55 147H57V148H55ZM160 147H162V148H160ZM164 147H165V149H164ZM166 147L168 148V149H166ZM225 147V148H224ZM259 147V148H258ZM38 148V149H37ZM42 148V149H41ZM49 148V149H48ZM66 148V149H65ZM70 148V149H69ZM150 148V149H149ZM170 148V149H169ZM223 148V149H222ZM253 148V149H252ZM46 149H48V150H46ZM59 149V151H57ZM63 149L65 150V151H63ZM75 149V150H74ZM159 149H161L162 150V152H161V150H159ZM255 149V150H254ZM257 149V150H256ZM2 150V151H1ZM45 150V151H44ZM53 150V151H52ZM82 150V151H81ZM86 152H85V151ZM165 150V151H164ZM218 150V151H217ZM224 150V151H223ZM228 150V151H227ZM229 150H231V151H229ZM234 150H235V148H234ZM34 151V152H33ZM50 151V152H49ZM151 151V152H150ZM4 152V153H3ZM25 152V153H24ZM44 152V153H43ZM66 152V153H65ZM74 152V153H73ZM139 152V153H138ZM150 152V153H149ZM160 152H161V154H160ZM226 152V153H225ZM154 153V154H153ZM194 153V152H193ZM224 153V154H223ZM7 154V155H6ZM58 154V155H57ZM66 154V155H65ZM75 155V157H73L72 155ZM138 154V155H137ZM218 154V155H217ZM19 155V156H18ZM28 155H29V157H28ZM69 155V156H68ZM104 155V156H103ZM251 155V156H250ZM43 156V157H42ZM68 156V157H67ZM106 156V159L104 160V157ZM153 156V157H154ZM236 156V157H235ZM240 157V158H237V157ZM7 157V158H6ZM22 157V158H21ZM31 157V158H30ZM46 157V158H45ZM48 157V158H47ZM19 158H21L20 160H19ZM43 158V159H42ZM58 158V159H57ZM61 158V159H60ZM65 158V159H64ZM68 158V159H67ZM71 158H73V159H71ZM220 158V159H219ZM9 159V160H8ZM41 159V160H40ZM46 159V160H45ZM134 159V160H135ZM213 159V160H212ZM10 160H12V161H10ZM30 160H32V162H30ZM40 160V161H39ZM43 160H45V162L43 161ZM7 161H9V162H7ZM47 161V162H46ZM51 161V162H50ZM55 161V162H54ZM70 162V164H69V162ZM126 161H128L127 163H125ZM130 161H131V165H129L130 164ZM192 161V162H191ZM195 161V162H194ZM221 162V161H223V165H224V163L225 164H227V165H224V166H226V167H228V162L229 163H231V165H229V167L228 168H226L225 170H224V172L225 173H223L222 174V178H220L219 176H214V175H216L217 173L215 172V169H214V167L213 166H215V165H217V163L218 162ZM224 161H227V163L226 162H224ZM2 162V163H1ZM5 162V163H4ZM13 162H14V164H15V166H12V164H13ZM40 162V163H39ZM57 162V163H56ZM65 162V163H64ZM134 162V163H133ZM197 162V163H196ZM209 162V163H208ZM9 163H11V165L9 164ZM31 165H30V164ZM48 163V164H47ZM3 164H5V166L3 165ZM13 164V165H14ZM105 166H104V165ZM123 164H125V165H127L126 167H124L123 166ZM134 164H136V165H134ZM209 164V165H208ZM12 166V167H11ZM123 166V168L124 169H126L127 170V172L125 171V170H122V167ZM131 166V167H130ZM136 166H138V167H136ZM185 166H187V168H185ZM203 166V168H201ZM11 167V168H10ZM14 167H18V168H20V167H22V169H18L17 168V170L15 169L14 170ZM114 167V168H113ZM128 167L131 169V172H130V169H128ZM132 167H133V169H132ZM6 168V169H5ZM13 168V169H12ZM59 168V169H58ZM104 168V169H103ZM13 171H12V170ZM55 169V170H54ZM58 169V170H57ZM214 169V170H213ZM11 170V171H10ZM21 170V171H20ZM27 170V171H26ZM61 174V176L63 175V177H61L60 178V174L57 172V171ZM102 170H104V171H102ZM109 170V171H108ZM117 170V171H116ZM133 170V171H132ZM137 170V171H138ZM209 170V171H208ZM240 170V171H239ZM5 171L7 172L6 174H5ZM10 171V172H9ZM16 171V172H15ZM108 171V172H107ZM123 171V172H122ZM9 172V173H8ZM14 172V173H13ZM18 172H19V174H18ZM25 172H29V173H27L29 176H26L27 174L25 173ZM65 172H66V174L68 173V175H66L65 174ZM107 172V173H106ZM111 172H112V174H111ZM116 172V173H115ZM207 172V173H206ZM241 172V173H240ZM11 173V174H10ZM13 173V174H12ZM16 173V174H15ZM50 173V174H49ZM126 173H128L127 175H126ZM130 173V174H129ZM216 173V174H215ZM244 173V174H243ZM2 174V175H1ZM8 174H10V175H8ZM22 176H21V175ZM23 174H25V176L23 175ZM42 174V175H41ZM55 174V175H54ZM64 174L66 175L65 177H66V179H65V177H64ZM114 174H117L116 176L114 175ZM119 174V175H118ZM131 174L133 175V176H131ZM138 174V173H137ZM206 174H211L210 176H214L213 178H212V180L210 181L211 183H210V185H209V188H207V186H206V188L208 189V191H205V183H207V182H205V180L207 181V178L205 177L206 176ZM214 174V175H213ZM242 174H243V176H242ZM12 175V176H11ZM36 175V176H35ZM52 175V176H51ZM101 175V176H100ZM110 175V176H109ZM129 175V176H128ZM6 176H9V177H6ZM21 176V177H20ZM47 176H49V177H47ZM59 176V177H58ZM98 176H100V178L98 177ZM120 176V177H119ZM237 176V177H236ZM241 176H242V178H241ZM10 177H11V179H10ZM17 177V178H16ZM27 178L28 180H33L32 182L33 183H35L36 184V190H31V189H33V185H35V184H31L30 185V183L29 184H27V186H28V188L26 187V188H24V186H26V184L24 185V186H22L23 187V189H22V187H20V185H23L22 184V182H23V180L22 179H24V181L25 180H27V179H25V178ZM36 177V178H35ZM110 177V180L111 181H109L107 184H106V179L107 178H109ZM119 177V178H118ZM219 177V178H218ZM239 177V178H238ZM35 180H34V179ZM59 178V179H58ZM68 178H70V179H68ZM97 178H99L100 180H102V182H100V180L98 181V179ZM105 178V179H104ZM115 178H117V180L115 179ZM129 180H128V179ZM5 179V180H4ZM10 179V180H9ZM20 179V180H19ZM37 179V180H36ZM43 179V180H42ZM56 179H58V180H56ZM63 181H62V180ZM114 179V180H113ZM125 179V180H124ZM149 179V180H148ZM225 179V180H224ZM236 179H238V180H236ZM1 180H3V181H5V185H4V182L3 181H1ZM13 180V181H12ZM18 180V181H17ZM30 180V181H31ZM49 180V181H48ZM60 180H61V182H60ZM65 180H67L68 182H71V184H69L68 182H67V186L69 187V185H71V187L70 188H66V181ZM73 182H72V181ZM118 182V183H116V181ZM124 180V181H123ZM146 180V182L144 183V181ZM153 180V181H152ZM224 180V181H223ZM10 183H9V182ZM22 181V182H21ZM35 181V182H34ZM38 181V182H37ZM59 181V182H58ZM64 181H65V183H64ZM84 181V183H82ZM98 181V182H97ZM126 181H128L127 183H129V184H127L126 183ZM150 181H152V183L149 182ZM215 181H220L219 183H217V182H215ZM241 181V182H240ZM243 181V182H242ZM17 183V186H14V184H16ZM19 182H21L20 184H18ZM47 182V183H46ZM62 182H63V184H62ZM93 182V183H92ZM111 182V183H110ZM213 182V183H212ZM59 183H61L60 185H59ZM116 183V184H115ZM124 183H125V185H124ZM146 185H144V184ZM215 183V184H214ZM221 183V184H220ZM7 184H9V185H7ZM48 186H47V185ZM85 184V185H84ZM105 185V187H106V190H105V188H104V185ZM110 184H112V186L110 185ZM140 186H139V185ZM142 184V185H141ZM149 184V185H148ZM151 184V185H150ZM224 184V185H223ZM263 184V186H261ZM2 185H4V186H2ZM29 185H30V188H29ZM38 185V186H37ZM56 186V188H58V187H61L62 186V188H58V189H56L55 191L54 190H52V187L53 186ZM63 185H64V187H63ZM75 185V186H74ZM106 185H108V186H106ZM113 185H115L116 187H118V188H116L115 186H113ZM121 185H124L123 187L121 186ZM74 186V187H73ZM110 186H111V188H113V189H111L110 188ZM141 187V191H138V190H140V188L139 187ZM38 187V188H37ZM78 187V188H77ZM103 187V189H104V191L102 192V194H100L101 192V188ZM122 187V188H121ZM155 187V186H154ZM185 187V188H184ZM240 187V188H239ZM261 187H262V189H261ZM13 188V189H12ZM16 188V189H15ZM40 188H41V190H40ZM77 188V189H76ZM114 188H115V190H114ZM138 190H137V189ZM22 191H21V190ZM37 189H38V192L40 191V193H38L37 192ZM62 189V190H61ZM116 189H117V191H116ZM126 189H127V192H126ZM132 189L134 190L133 192H132ZM136 189V190H135ZM147 189H149V190H147ZM154 189V188H153ZM206 189V190H207ZM211 189V190H210ZM2 190H3V192H2ZM4 190H5V192H4ZM13 190V191H12ZM61 190V191H60ZM99 190V191H98ZM119 190V191H118ZM242 190V191H241ZM245 190H247V192L245 191ZM249 190V191H248ZM19 191H21V193L19 192ZM23 191H25L24 193H27V194H24L23 193ZM33 191V193H31ZM61 193H60V192ZM65 192V193H63L62 194V192ZM111 191V193L113 192V193H115L114 195H113V197L111 196L112 194L111 193H108V192H110ZM116 191V192H115ZM125 191V192H124ZM138 191V192H137ZM151 191H153V190H151ZM168 191V192H167ZM239 191V192H238ZM244 191H245V193L246 194H244ZM252 191V192H251ZM52 192V193H51ZM80 192V193H79ZM96 192H99V194L101 195H99V194H97V195H94V194H96ZM145 192V193H144ZM147 192L149 193V194H147ZM154 193L156 192V190H154L153 191ZM153 192H151L152 194H154ZM174 193V194H172V193ZM178 192V193H177ZM258 192V193H257ZM6 193V194H5ZM10 193L11 195H8V194ZM38 193V194H37ZM46 193V198L44 199V200H40L41 198L40 197H43V196H45L44 194ZM54 193V194H53ZM66 193H68V194H70L69 196H66L67 194ZM72 193V194H71ZM90 195H89V194ZM123 193V194H122ZM127 193H129V195H131V196H128V194ZM131 193V194H130ZM169 193V194H168ZM180 193V194H179ZM240 193H242V195H244V196H242V198L239 196L238 197V195L237 194H239L240 195ZM248 193V194H247ZM253 193V194H252ZM256 193V194H255ZM16 195V197H15V195ZM30 194V195H29ZM41 194V195H40ZM65 194V195H64ZM78 194V195H77ZM84 194V195H83ZM86 194H87V196H86ZM176 194V195H175ZM251 194H252V196H251ZM5 195V196H4ZM12 195H14V196H12ZM18 195V196H17ZM39 195V196H38ZM59 198H57L56 196ZM62 195V196H61ZM64 195V196H63ZM77 195V196H76ZM81 195V196H80ZM89 195V196H88ZM95 197H94V196ZM110 195V196H109ZM122 195V196H121ZM133 195V196H132ZM135 195V196H134ZM143 195V196H142ZM150 195V196H149ZM171 195V196H170ZM254 195H255V198H257L256 199V201L255 200H252V199H255L254 198ZM10 196V197H9ZM26 198H25V197ZM37 196V198L35 199V197ZM73 196V197H72ZM98 196V197H97ZM106 196V197H105ZM108 196V197H107ZM121 196V197H120ZM146 196V197H145ZM153 196V197H152ZM176 196V197H175ZM178 196V197H177ZM191 196H193V197H191ZM200 196V197H199ZM250 196H251V198H250ZM17 198L16 200L15 199H13V198ZM22 198V199H19V198ZM68 197V198H67ZM75 197V198H74ZM80 198V199H78V201H82V199L84 200V199H91V197H92V200H93V203L94 204H90V205H94V206H97V207H101L102 206V208H105L106 206L109 208V206H112L114 203H117L118 202V200L121 198V202H122V205H123V207L125 208V209H123V211H125V210H127L128 208H130V210L133 212V214L132 213H130V211H128L127 210V213H128V215H124V216H129V219H128V217L127 218H124V217H122V215H123V213L124 212H121V214H119L117 217H115L116 219H119V220H117L118 222H120L121 220H122V222H120L121 224H123V225H125V229H123V228H119L120 226L119 225H121V224H119L118 222H116V219H114V221H113V219L112 218H114V217H112V216H110V217H112V218H108V217H104L105 219H103L102 218V221L100 220H97L99 223H97V221H96V224H94V227L96 226V227H98V229L96 228H92L91 226L93 225V223L95 222H92V225L90 226L89 224H87L88 226H86V228H84V232L82 231V232H79V233H76L77 235H75V234H70V235H68V237H65V236H63V234L62 233H60V232H58V227L59 226H61V225H63V223L62 222H57L58 220H60V217L59 216H57V215H53L52 214V216H51V212H49L48 210H52V208H51V203L53 204V202L54 203H57V204H62V203H66V204H68L70 207H71V209H75V210H79L80 208H81V203L79 204V205H76L74 202V200L76 199V198ZM93 197H94V199H93ZM97 197V198H96ZM102 197V199H100ZM105 197V198H104ZM224 199H223V198ZM243 197H244V199L246 200V202H248L247 203V205H249L250 203L252 204V202L254 203L252 206L250 205L249 207L251 208H248V206L247 205H243V203H244V199H243ZM12 198V199H11ZM65 198V199H64ZM73 198H74V200H73ZM103 198L105 199V200H107L106 202H105V200H103ZM108 198V199H107ZM110 198V199H109ZM135 198V199H134ZM198 198V200L196 201V199ZM214 198V199H213ZM224 200H222V199ZM240 198L242 199V200H240ZM25 199V200H24ZM33 199V200H32ZM46 199H48V200H46ZM66 199H71V200H69V203H67V202H65L66 201ZM101 201H100V200ZM118 199V200H117ZM167 199V200H166ZM189 199V200H188ZM212 199V200H211ZM218 199L220 200V201H218ZM31 200V201H30ZM37 200H39L38 202H37ZM59 200V201H58ZM64 201V202H60V201ZM134 200V201H133ZM137 200V201H136ZM250 200H252V202H250L249 203V201ZM16 201V202H15ZM26 201V202H25ZM74 201V202H73ZM99 203H98V202ZM129 203V201H130V205L127 203V202ZM133 201V202H132ZM140 201V202H139ZM167 201V202H166ZM169 201V202H168ZM186 201H188V202H186ZM222 201H223V203H222ZM259 201V202H258ZM30 202H33V204H31ZM35 202H36V204H35ZM40 202V203H39ZM46 202V203H45ZM135 202V203H134ZM150 202V203H149ZM217 202V203H216ZM242 202V203H241ZM2 203V204H1ZM42 203V204H41ZM139 205H138V204ZM142 203V204H141ZM188 203V204H187ZM205 203V204H204ZM212 203H213V205H212ZM222 203V204H221ZM261 203V204H260ZM137 204V205H136ZM157 204V205H156ZM194 204H196V205H194ZM217 204H219L218 206H216ZM225 204L227 205V206H225ZM6 207H5V206ZM8 205V206H7ZM43 205V206H42ZM133 207H132V206ZM142 205V206H141ZM159 205V206H158ZM192 205V206H191ZM220 205H222L221 207H220ZM240 205H243L244 207H242V206H240ZM103 206H105V207H103ZM194 206V208L192 209V207ZM245 206H246V208H245ZM259 206V207H258ZM26 207H28V209H26ZM31 209H30V208ZM48 207V208H47ZM136 207V208H135ZM138 207H139V209H138ZM144 207V208H143ZM162 207V208H161ZM188 207V208H187ZM215 207H216V209H215ZM241 207L243 208V209H241ZM22 208H24V209H22ZM50 208V209H49ZM143 208V209H142ZM9 209H10V211H9ZM26 209V210H25ZM192 209V210H191ZM241 209V210H240ZM248 209V210H247ZM23 210V211H22ZM108 210H110V209H108ZM159 210V211H158ZM170 210V211H169ZM173 210V211H172ZM213 210H215L214 212H213ZM242 210H243V213L241 214V212H242ZM246 210H247V213H246ZM42 211H45L44 213H40V212H42ZM160 211H161V213H160ZM211 211H212V213H211ZM9 212V213H8ZM48 212L50 213L48 216L47 215H43L42 216V214H48ZM155 212V213H154ZM216 212V213H215ZM4 213V214H3ZM206 213V214H205ZM208 213H210V214H208ZM5 214H6V216H5ZM26 215V214H28V215H26V216H21V215ZM40 214H41V216H40ZM130 214H132L131 216L132 217H130ZM134 214H135V216H134ZM137 214V215H136ZM143 214V215H142ZM200 214V215H199ZM206 215L205 217L204 216H202V215ZM218 216H217V215ZM244 214H245V216H244ZM4 215V216H3ZM160 215V216H159ZM211 215V216H210ZM217 217H215V216ZM247 215H248V217H247ZM21 216V217H20ZM49 216H51L52 217V220H50L49 218H51V217H49ZM54 216H55V218H54ZM57 216V217H56ZM120 216H121V218H120ZM139 218H138V217ZM185 216V217H184ZM201 216L203 217V218H205V219H202L201 218ZM210 216V217H209ZM241 216V217H242ZM9 217V218H8ZM16 217V219H14ZM26 217H27V219H26ZM59 217V218H58ZM119 217V218H118ZM157 217V218H156ZM160 217V218H159ZM4 218H6L5 219V221H4ZM108 218V219H107ZM122 218H124V221H123V219ZM135 218H136V220H135ZM138 218V219H137ZM210 218V219H209ZM240 218V217H239ZM108 221H107V220ZM110 219H111V221L113 222V223H110L109 221H110ZM128 221H127V220ZM163 219V220H162ZM10 220V221H9ZM12 220V221H11ZM16 221H18V222H16V226H19V224H20V226L21 225H23V224H21L20 222H23V223H27V225H25L26 226V228H24L25 229V232H21V228L19 227V229L20 230H18V231H12L13 232V235L11 236V234H12V232L10 231V228H15L16 226L15 225H13ZM19 220H21V221H19ZM28 220V221H27ZM36 220V221H35ZM56 220V221H55ZM104 220V221H103ZM106 220V221H105ZM127 221V223L129 224H127L126 223V221ZM216 220V221H215ZM50 221V222H49ZM160 221H162V222H160ZM13 224H12V223ZM34 222H36V225L34 224ZM38 222V223H37ZM43 222H45L46 223V226L44 225L43 227L40 225V224H43ZM100 222H102V223H100ZM105 222H109V224L108 223H104ZM134 222H136V223H134ZM52 223V224H51ZM61 223V224H60ZM115 223V224H114ZM160 223H162V224H160ZM247 223H245L246 225H248ZM31 224V225H30ZM34 224V226H32ZM98 224V225H97ZM105 225V228L107 227L108 229H106V231H105V228H104V230H102L103 229V227H104V225ZM106 224H107V226H106ZM110 224H111V226L112 225H114V227L116 228L117 227V224H118V226L119 227H117L116 229H117V231L120 229L121 231H119L120 233H118V235H117V231L115 230V229H113V227H112V233L109 231V229H110ZM131 224H134L133 226L131 225ZM142 224V223H141ZM147 224H145V225H143V226H146ZM2 225H3V227H2ZM29 225V226H28ZM38 225H40V227L38 226ZM55 225H57V226H55ZM66 225V224H65ZM110 227H109V226ZM116 225V226H115ZM159 225H162V226H159ZM215 225V226H214ZM14 226V227H13ZM24 226V225H23ZM54 226V227H53ZM66 226H68V225H66ZM6 228V231H5V228ZM22 227V226H21ZM47 227V228H46ZM88 227L91 229L92 228V230H89L88 229ZM100 227V228H99ZM102 227V228H101ZM213 227V228H212ZM4 228V229H3ZM9 229V231H8V229ZM29 228H31V229H29ZM36 228V229H35ZM40 228V229H39ZM219 228H220V230H219ZM43 229V231H41ZM48 229V230H47ZM57 229V230H56ZM95 229V230H94ZM123 229V230H122ZM4 230V231H3ZM23 230V229H22ZM50 230V231H49ZM85 230H86V232H85ZM101 230V231H100ZM108 230V231H107ZM218 232H217V231ZM24 231V230H23ZM28 231V232H27ZM44 231H46V232H44ZM88 231V232H87ZM105 231V232H104ZM114 231L116 232V233H114ZM124 233H123V232ZM164 231V232H163ZM16 232V233H15ZM37 232H39V233H37ZM51 232V233H50ZM57 232V233H56ZM203 232H204V237H202L203 236ZM216 232V233H215ZM11 233V234H10ZM15 233V234H14ZM20 233V234H19ZM44 233V234H43ZM60 235H59V234ZM80 233H84V235L83 234H81L80 235ZM87 233V234H86ZM107 233V234H106ZM121 233H122V235H121ZM126 233V234H125ZM211 233V234H210ZM7 234H9V235H7ZM23 234H25V236L23 235ZM46 234V235H45ZM90 234H91V237H90ZM112 234H114V237H116V238H114L113 237V235ZM121 235V237H120V235ZM207 234V235H206ZM3 235V236H2ZM6 235V236H5ZM21 235V236H20ZM49 235L52 237V236H54L53 237V240L49 237ZM56 235V236H55ZM75 235V236H74ZM80 235V238H82V237H84L83 239H84V241H82L83 239H79V236ZM86 235V236H85ZM96 235V236H95ZM98 235V236H97ZM103 237H101V236ZM109 235V236H108ZM124 235V236H123ZM194 235V236H193ZM202 235V236H201ZM2 236V237H1ZM8 236H11V237H8ZM32 236V239L30 238ZM39 236V237H38ZM71 236H74L73 237V239H72V237ZM82 236V237H81ZM107 237V239H106V237ZM117 236H119V237H117ZM123 236V237H122ZM196 236H197V238H200V239H197L196 238ZM199 236V237H198ZM206 236V237H205ZM27 237V238H26ZM28 237L31 239V242H30V244L29 243H26V241H28L29 242V240L30 239H28ZM59 237V238H58ZM63 237V238H62ZM65 237V238H64ZM93 237L95 238L94 239V241H93ZM99 237V238H98ZM126 238V240H125V238ZM184 237V238H183ZM194 237V238H193ZM208 237H209V239H208ZM11 238V239H10ZM34 238V239H33ZM37 238V239H36ZM48 238L50 239V243H48L49 242V240H48ZM55 238V239H54ZM68 238H71L70 240L68 239ZM85 238H87V241H86V239ZM92 239V241H91V239ZM105 238V239H104ZM110 240H109V239ZM112 238V239H111ZM123 238H124V240L125 241H123ZM163 238H166L165 240L163 239ZM186 238V239H185ZM193 238V239H192ZM9 239V240H8ZM15 239V240H14ZM24 239V240H23ZM26 239V240H25ZM28 239V240H27ZM43 239V240H42ZM45 239H47V240H45ZM61 239V240H60ZM89 239V240H88ZM98 239H99V241H98ZM105 240V242L108 240V246L107 245H104L103 247L106 249L105 251H104V248L103 249H101L102 247L101 246H99V245H101V244H99V243H97V245H96V242H100V241H102V242H104V240ZM117 239L119 240V241H117ZM121 239H122V241H121ZM184 239V240H183ZM21 240V241H20ZM68 240V241H67ZM97 240V241H96ZM193 240V241H192ZM199 240H201L200 242L201 243H197V241L199 242ZM9 241H11V242H9ZM25 241V244L23 243ZM41 241V242H40ZM53 241V242H52ZM61 243H64V245H61L60 244V242ZM78 241H79V243H78ZM111 241V242H110ZM112 241H114L115 242V244H113L112 243ZM121 241V242H120ZM205 241V243H203ZM5 242V243H4ZM19 244H18V243ZM57 242H59L58 244H56ZM68 242H70V243H73V244H70V243H68ZM78 244H77V243ZM81 242H82V244H81ZM88 242V243H87ZM91 242V243H90ZM183 242H185V243H183ZM193 242H196V243H194L193 244ZM14 243V244H13ZM16 243V244H15ZM32 243V244H31ZM53 243H54V245H56V246H54L53 245ZM76 243V244H75ZM83 243H85L84 245H83ZM90 243V244H89ZM96 246H93V244ZM111 243V244H110ZM119 245H118V244ZM168 243V244H167ZM173 243V244H172ZM183 245H182V244ZM20 244H22V245H20ZM26 244H28V245H26ZM40 246H39V245ZM81 246H80V245ZM89 244V246H91V247H89V246H87ZM113 244V245H112ZM165 244V245H164ZM176 244H178V245H176ZM193 244V245H192ZM196 244V245H195ZM197 244H198V246H197ZM8 245V246H7ZM14 245H16V246H14ZM17 245L18 246H20V247H17ZM35 245H36V247H35ZM44 245H45V247H44ZM59 245V246H58ZM74 245V246H73ZM77 247H76V246ZM87 247H86V246ZM111 245V246H110ZM174 245V246H173ZM180 245H182V247L180 246ZM186 245H187V247H186ZM23 246V247H22ZM24 246H26L28 249H26V248H24ZM58 246V247H57ZM61 246V248H63V249H67L68 250V252L66 251L65 252V250H63L65 253H63V251H61L60 250V247ZM64 246V247H63ZM113 246H115L117 249H115ZM120 246V247H119ZM170 246V247H169ZM173 246V247H172ZM14 247V248H13ZM22 247V251H21V249L20 250H17L18 248H21ZM43 247V248H42ZM55 247H57V248H55ZM112 247V248H111ZM190 247V248H189ZM5 248H7V249H5ZM10 248V249H9ZM15 248H16V251H15ZM34 248V249H33ZM76 248V249H75ZM84 248V249H83ZM90 248H95L96 250H99V249H101V251L99 250V251H96V252H100L99 254L98 253H96V252H94L93 251V253L91 252L92 251V249H90ZM97 248H99V249H97ZM114 248V249H113ZM121 248V249H120ZM183 248V249H182ZM196 248V249H195ZM3 249L5 250L4 252H3ZM25 249V250H24ZM40 249V250H39ZM49 249H50V251H49ZM70 249V250H69ZM88 249V250H87ZM109 250V252H108V250ZM181 249V250H180ZM188 249V250H187ZM9 250V252H11V253H9V252H6V251H8ZM11 250V251H10ZM34 251V253L32 252L31 253V251ZM41 250H43V251H41ZM83 250V251H82ZM85 250V251H84ZM90 250V251H89ZM103 250V251H102ZM152 250V251H151ZM185 250V251H184ZM186 250H187V252H186ZM17 251H19V252H17ZM25 251V252H24ZM72 251H73V253H72ZM88 251H89V253L90 254H88ZM111 251V252H110ZM174 252V254H172V252ZM234 251V250H233ZM6 252V253H5ZM21 252V253H20ZM28 252V253H27ZM45 252H47L48 253V255H46L47 253H45ZM55 252V253H54ZM57 252V253H56ZM61 252V253H60ZM69 252H71V254L69 253ZM85 252V253H84ZM87 252V253H86ZM121 252V251H120ZM120 252H118V253H120ZM171 252V253H170ZM181 252V253H180ZM35 253H39V254H36V255H34ZM67 253V254H66ZM70 255H69V254ZM103 254L104 256H102V255H100V254ZM108 254V256H107V254ZM170 253V254H169ZM184 253H186V256H184L185 254ZM7 254V255H6ZM58 256H60V257H58ZM63 254V256H61ZM76 254V255H75ZM87 254V255H86ZM98 254V255H97ZM112 254V256H113V258H111V256L109 257V258H111L112 259V261L108 258H106V261L104 260V261H102L101 263H99V264H106L107 262H108V264H115L116 263V261H117V264H118V260H116L115 261V259H117L116 258V256L113 254V253H111ZM110 254V255H111ZM172 254V255H171ZM189 256H188V255ZM232 254V255H231ZM234 254H236V252H232V251H230L229 252V255H228V253H227V256L226 255H223L224 257H225V259L223 258V257H220V259L218 260L217 259V263L219 264H224V262H225V264H235V261H236V264H239L238 263V261H239V259H238V256H237V254L236 255H234ZM9 255L11 256V257H9ZM40 255V258L38 257ZM41 255H42V257H43V260L41 259ZM56 255V256H55ZM68 255V257H66ZM85 255V256H84ZM91 255V256H90ZM93 255H94V257H93ZM101 257H100V256ZM18 256V257H17ZM54 256H55V258H54ZM73 256V257H72ZM87 256V257H86ZM97 256V257H96ZM99 256V257H98ZM159 256V257H158ZM6 258V259H3V258ZM21 257V258H20ZM28 257V258H27ZM36 257V258H35ZM45 257H47L46 259H45ZM71 257V258H70ZM76 257H77V261H78V263H77V261H75L76 260ZM86 257V258H85ZM88 257H90L91 258V260H90V258H88ZM121 257V256H120ZM145 257V258H144ZM228 257L230 258V260H228ZM233 257V258H232ZM12 258H13V260H12ZM22 258H24L23 260H22ZM49 258V259H48ZM54 258V259H53ZM58 258V259H57ZM69 258V259H68ZM88 258V259H87ZM93 258V259H92ZM99 258V259H98ZM177 258H176V260H177ZM18 259H19V261H18ZM26 259V260H25ZM27 259H30L29 261H27ZM39 259V260H38ZM73 259H75V260H73ZM87 259V260H86ZM94 259H96V260H94ZM81 260V261H80ZM92 260H94V261H92ZM98 260H99V262H98ZM113 260L115 261V262H113ZM173 260V261H172ZM226 260H227V262H226ZM23 261V262H22ZM27 261V262H26ZM36 261H38V263L36 262ZM73 261V262H72ZM85 263H84V262ZM112 263H111V262ZM137 261V262H136ZM171 261V262H170ZM222 261H223V263H222ZM255 261V260H254ZM19 262H21V263H19ZM54 262V263H55ZM80 262V263H79ZM83 262V263H82ZM91 262V263H90ZM96 262V263H95ZM98 262V263H97ZM158 262V263H157ZM234 262V263H233ZM119 263L120 264H124L125 263V261L124 260H121V262H120V260H119ZM134 263V264H135ZM251 263L252 264H254L252 261H251ZM69 264V263H68ZM125 264H127V263H125Z\"/></svg>", "mask_w": 264, "mask_h": 264}]
</instances>
